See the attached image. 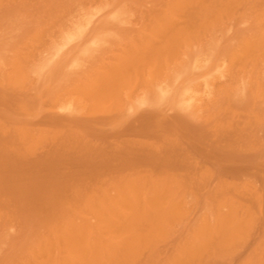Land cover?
I'll list each match as a JSON object with an SVG mask.
<instances>
[{
    "label": "rangeland",
    "instance_id": "374dc122",
    "mask_svg": "<svg viewBox=\"0 0 264 264\" xmlns=\"http://www.w3.org/2000/svg\"><path fill=\"white\" fill-rule=\"evenodd\" d=\"M1 1L3 4L2 5L0 4L1 5L0 6V59L2 60V61H0V63H1L0 64V74H1L0 75V80H1L0 82H2V84H0V88H1L0 89V96L2 95L1 96L2 98L0 97V118H1L0 130L4 129V131L3 132L0 131V142H1L0 148L2 147L0 149V155H1L0 156V168H1L0 169V264H36L38 259H39L38 260L39 264H41V263L46 264L44 262H47V261L51 262L52 261L51 259H53L54 253H55V255H59L60 257L59 256H56L57 258L54 257L55 263L52 261V263H50V264H56V263L59 264L60 262H61L60 264H65V262H67L66 260H68V262L70 264H71V262L73 264V261L76 264L77 263L79 264V261H80V264H88V263L98 264V262H95V259H98L96 261L100 260L99 264H105V263L108 264V263H110V261H112L114 264L116 262L115 260H118L117 262H118V264H120L122 262V261L120 262L121 258L123 260L126 259V257L124 258L121 256L123 254H124V256L133 255V257L129 256L132 260H134L133 259L134 257L136 258L135 259L136 263L135 262L132 263L133 261L132 260L129 261L130 258L127 256L126 261L128 260L129 262H127L125 264H130V263L139 264L140 262H141L140 264H148V263L149 264H167V263L168 264H198V263L199 264H208V263L209 264H243L244 261H245L244 264H247L248 260H250V258H252V259H251V261H249L250 263H248V264H258V263L262 264L264 262L263 261L264 260L263 259V257H264V244H261L262 242L264 243V223H263L264 222L263 221L264 220V203H262L263 205L261 204V202H264V199H263L264 197L262 194V193H264V41H263V39H264V32H263L264 26L262 27V25H264V24L261 22L264 21V19H262V18H264V15H263L264 9H262V8H264V7H262V6H264V3H263L264 0H251L254 2H251L250 0H249V2L244 0V1H246V3L248 2L247 4H244L245 2L243 0H241L243 3H240L241 2L240 0H227V2H229V3H227L226 0L225 1L214 0V2L215 1L218 2L216 4L213 3V0H211V1L210 0H205V1L198 0V2L196 0H192L194 3L193 6H192V3L190 2L191 0H184L185 3L182 0H179V1L174 0V1H178L179 5L177 4V2H174L173 0L172 1L166 0L164 2H163V0H51L50 2H48L49 0L48 1L47 0H12V2H11V0H5V1L0 0V3H1ZM21 1H23V2L21 3ZM180 1H182V2H180ZM209 1H210V3H209ZM219 1L220 2L222 1L221 4L219 3ZM238 1H240V2H238ZM6 2H7V4H6ZM169 2L172 4L175 3V4H173L174 6L172 5V7H171L170 4H169L170 6L168 4L165 5V3H169ZM188 2H190L191 5L188 4ZM224 2H226L228 5L232 4V3L233 4L229 5V7H228V5H226V3H225V5H223ZM161 3H163V4H161ZM182 3H183V6H182ZM195 3H196V5H195ZM201 3L202 4L204 3L207 6L209 5L208 8H210L211 10L209 11V9H208L209 12H207V8H205L204 4L201 5ZM206 3H209V4H206ZM239 3L242 5L241 6L237 5ZM186 4H187V6H185V7L187 9L184 7V5H186ZM210 4H211V7H210ZM248 4L252 6V10H251V7L248 6ZM218 5H219V7H218ZM221 5L224 7L227 6V8L225 9ZM49 6H50L51 10H49V8H48ZM99 6L100 7L103 6L105 8L101 7V8H103L101 10V8H98ZM116 6H118L117 7L118 10L113 11L115 9L114 7H116ZM166 6L168 7V11H167ZM215 6H217V7H215ZM220 6H221V10H223V9L227 10V11L232 10L231 13L229 11H228L229 12L228 13L224 10L223 11L225 13H228V14H223L224 13L223 11L221 13L220 12L216 13V11L220 10L219 9ZM234 6H235V8H232ZM246 6L248 8H250V11ZM173 7L176 8V10L173 9V11L172 10L170 11V9ZM183 7H184V9H182ZM194 7H196L197 9L200 8V10L198 9L200 12H198V10ZM230 7H231V9H229ZM240 7H241V9H240ZM242 7H244V8H242ZM85 8H87L89 10L90 13L89 12L88 13L91 14L90 17H89V14L86 12L87 9L85 10ZM121 8L125 9V10H121ZM179 9H181V10H179ZM193 9H196L197 11L193 10ZM201 9H203V11ZM205 9H206V11H205ZM215 9H216V11H215ZM253 9H255V10H253ZM79 10H80V15H82V16L78 15ZM82 10H83V12H82ZM256 10H258L257 11L258 13L256 12ZM96 11H99V12H96ZM109 11H110V14L107 16ZM118 11L121 14H119ZM214 11L217 14L216 18L217 17L219 18V19L217 18V20H216L219 22V23H217V25H216V23H214V22H216L214 19L215 14H212V13H214ZM241 11H242V13H241ZM171 12H173L172 13L173 16L171 15ZM191 12H192V15L194 13L196 15V17H195V15H193L190 18ZM233 12H236V15L238 14L236 18H235V16H236L235 13H233ZM245 12H247L246 13L247 15L245 14ZM254 12H256L257 14ZM183 13L186 15H184ZM199 13L201 14V16L199 15ZM219 13H220V15H218ZM250 13H251V15H250ZM122 14H123V16H122ZM206 14H208V16H205V17H210L211 14H212V16L210 18L204 19V15H206ZM229 14H230V18L228 16ZM241 14L242 15L244 14L245 17L246 16L247 17L243 18L244 17V15H243V17L241 18L242 20L240 22V17L242 16ZM248 14H249L250 18L248 17ZM254 14H256V17ZM86 15H87V17H86ZM127 15H129V18ZM160 15L161 16L165 15V16L161 17ZM257 15L260 17L258 18ZM91 16H93V17H91ZM114 16H116V19ZM155 16H157V17H155ZM183 16H184V18H183ZM81 17H86V18L89 17L88 18L89 20L86 18H81ZM119 17H121V18H119ZM163 17H166L167 18L166 20H168L169 18H172L173 20L169 19L168 21L164 22ZM193 17H194V19H193ZM102 18H103V20H102ZM122 18L124 21L122 20ZM158 18H159V20H158ZM160 19H161V21H160ZM174 19H175L176 23L173 22ZM200 19H201V21H200L201 23H198L199 22L198 20H200ZM208 19H209V21H208ZM213 19H214V21H213ZM261 19L263 21H261ZM150 20H151V22L154 21L157 24L162 23L163 26L159 25V24H158L159 25L158 26L155 23L154 24L152 23L153 24L152 25ZM202 20H204V21H202ZM86 21H88V22H86ZM118 21H120V22H118ZM122 21H123V23H122ZM184 21H185V23H184ZM190 21H191V24H190ZM148 22H150V23H148ZM163 22H164V24H163ZM170 22H172L171 25H170ZM178 22H181V24H183V25L185 24L184 26H186V28L182 27L183 30H182V28H181L182 31L179 30L181 27L180 26L181 24ZM205 22H207V23H205ZM78 23L80 24V26ZM119 23H121V24H119ZM165 23H167V24H165ZM168 23H169V25H168ZM209 23H210V25H209L210 27L206 25ZM74 24H75L76 28L72 29L73 27H75ZM111 24H113V25H111ZM172 24H173V27H171ZM195 24H197V25H195ZM260 24H261V27L263 29L260 28ZM148 25L151 28H153V30H152L153 32L150 31L151 28L148 27ZM165 25L167 28H164ZM177 25H179L178 26L179 28L176 27ZM199 25L202 28V29L200 28V30L198 28ZM144 26H146V27L144 28ZM192 26L195 28H192ZM174 27L176 28L175 30H173ZM189 27H191V29ZM207 27H208V29H207ZM62 28H63V30L61 31ZM64 28H66V29H64ZM142 28H143V30H141ZM147 28H148V30H147ZM188 28H189V30H188ZM85 29H86V31H85ZM137 29H139V31ZM192 29H194V30L192 31ZM203 29H205L204 32H203ZM78 30H80V31H78ZM154 30H157L158 32L157 31L154 32ZM168 30H170V31H168ZM68 31H71V32L67 33ZM84 31H85V33H84ZM167 31L169 32V34ZM175 31L176 32L179 31L178 34L181 32L182 36L180 37V34L178 35ZM188 31L191 32L190 33L191 35L188 34V38L194 37L192 39L190 38L192 41L195 40V36H196L197 41L195 40L193 42L194 44L193 43L189 44L192 41L187 40L188 39L186 37L187 35H184L186 33H183V32H188ZM148 32H152V34L151 33L148 34ZM170 32L171 33L175 32L176 35H174L175 33L173 35L176 38L173 36L174 39L173 38L171 39L172 35L170 34ZM251 32H252V34H251ZM82 33H84V35ZM156 33H160V34H156ZM162 33H165V34H162ZM204 33L206 35H204ZM245 33H246V35H245ZM59 34H61V36ZM69 34H71V35H69ZM81 34H82V36H81ZM138 34H141L140 37L141 36L142 37L139 38ZM153 34L154 35L156 34L157 36L156 35L155 36L157 38ZM254 34H255V36H254ZM72 35H75V36L72 37ZM125 35H127V37H124ZM128 35L131 36V39H134V40H131L130 38H129L130 40H128V37H129ZM183 35L187 39L185 37H184L185 38L184 39ZM242 35L243 36L245 35V36L243 37ZM258 35H261L262 39H261V41L259 40L257 42L256 40L260 39L259 38L260 36H258ZM70 36H71V39L69 40ZM100 36H102L103 38L102 37L100 38ZM117 36H118V38H117ZM145 36H146V38H145ZM152 36H153V38H151ZM246 36H248V37H246ZM249 36H252V38L250 39ZM59 37L62 40H60ZM122 37L124 38V40L125 39L128 40V41L126 40L127 43L123 42L124 40ZM168 37H169V41H170V39H171V41L172 40L173 41L169 42L168 39H166ZM178 37L181 39H178ZM161 38H162V40H161ZM239 38H241V39L244 38V40L243 39L241 40ZM97 39H100V40L97 41ZM102 39L104 40V42L102 41ZM150 39H151V42H150ZM159 39L161 41H159ZM163 39H165L164 40V43H165L164 46L166 48H168L167 50H169L167 53L172 54V56L169 54L171 57L168 56V54L166 53L167 50L165 48H163L164 47L162 44ZM95 40H96V42H95ZM176 40H177V43H175ZM186 40L188 43H185ZM248 40H250V43L248 42ZM62 41H64V42H62ZM131 41H134V42L136 41V42L131 43ZM178 41L182 42L180 44H183V43L184 44L181 46V45H179ZM93 42H95V43H93ZM242 42H243V44H242ZM253 42H254V44H259V43H261V44L256 45L257 48L254 45L253 47L256 49H253L252 53L251 52L249 53L248 51L247 52L244 51V49H246L249 45L252 46ZM61 43L63 44L62 47H61V45H62ZM137 43L140 45L138 46ZM147 43H148V45H147ZM198 43H201L202 45L199 44V46H197ZM244 43H246V44H244ZM58 44H59V46H58ZM134 44H136L138 46V47L136 46V48H135L138 56L136 53H135L136 56L133 54L135 52L133 49L135 47ZM141 44H143L142 47L145 50H142ZM159 44H160V46H159ZM171 44L173 47L175 46L174 47L175 50L179 46H181V47H179L180 53H179V48L176 50V52L173 51V52H175V54L178 53L179 56L177 54H176L177 56H173L174 53H172L173 48L171 47ZM90 45H92L93 47ZM124 45H126L125 48L122 47ZM189 45H191L190 48H189ZM243 45H244V48H243ZM245 45H247L246 48H245ZM54 46L56 49L55 48L53 49ZM218 46H220V47H218ZM60 47H61V49H60ZM85 47H87L88 50ZM154 47H155V49L159 48L161 50V48H162L165 50H162L163 53L161 52L162 53L161 54V53H159L160 51L159 52L157 51L158 49L155 50V52H154L153 51ZM204 47H205V49H204ZM92 48H93V50H92ZM150 48H152V49H150ZM170 48H172V49H170ZM187 48H188V50H186ZM251 48L252 47H248L247 49L252 50ZM137 49H139L140 53ZM196 49H198V50H196ZM60 50H62L61 53H60ZM218 50L223 51V53L218 52ZM152 51H153V54H151ZM212 51H213L214 59H213V57H211ZM215 52H217V53L215 54ZM120 53H122V54L124 53V55H122ZM198 53H200V54H198ZM247 53L250 55H248ZM52 54H54V55H52ZM144 54H145V56H144ZM15 55H17L19 58H21V57L22 58L19 59ZM56 55H58V56H56ZM113 55H116V56H113ZM152 55H154V56H152ZM157 55H158V59H157ZM159 55L161 57H159ZM192 55L194 58L192 57ZM200 55H201L202 59L200 58ZM216 55H217V57H216ZM11 56H13V57H11ZM74 56H75V58H74ZM76 56H78V57H76ZM146 56H147V58H146ZM163 56H164V60H162ZM167 56L169 59H167ZM246 56H247V58H246ZM23 57H26V58L23 59ZM191 57H192V59H191ZM243 57L246 59H244ZM7 58H8V60H7ZM10 58H12L14 61L11 62L12 59H10ZM77 58L78 59L80 58V59L78 60ZM114 58L118 62H116V60ZM170 58L172 59V63H171ZM215 58H216V60H215ZM25 59H26V62L28 61L27 65H26ZM74 59H76V60H74ZM160 59L162 60V62ZM187 59L191 63H189ZM20 60H21V62H20ZM47 60H48V62H44ZM150 60H152V61H150ZM155 60L157 62H158V60H160V62L164 64V68H163V65L159 62L157 65V62ZM185 60H187V61L185 62ZM109 61H113V62L110 63ZM145 61H147L148 64ZM154 61H155L156 65L153 63ZM14 62H15V64H12ZM65 62H67V63H65ZM72 62H73V65L71 64ZM166 62L167 63L169 62V63L167 64ZM9 63H11L13 65V66L11 65V69H10ZM45 63H47V64H45ZM16 64H18L17 68L21 66V68L24 67V69H27V71L26 70L24 71V69H20L19 71H21V72H19L18 70H16L17 69L15 67ZM23 64H25V65H23ZM129 64L132 66L134 64L135 67L134 66L132 67ZM137 64L140 66H138ZM150 64H152V65H150ZM160 64L162 65L161 66L162 68H160V66H159ZM194 64H195V66H194ZM222 64L224 65V67ZM36 65H37V68L39 67L41 69L40 70L38 68L40 71L34 67ZM105 65L106 66L108 65L107 68H109L112 72L109 69H106ZM146 65H149V66H146ZM154 65L157 67L155 69L156 71L153 70V67L155 68ZM26 66L28 68H25ZM48 66L50 68L52 66V68L50 69ZM226 66L227 67L229 66L228 69H226ZM14 67H15V69H14ZM166 67H168V68H166ZM103 68H105V70H103ZM134 68H136L137 70ZM9 69H10V73L12 72V74H14L16 72L15 76L10 74L9 72H7V73L5 72V71H9ZM34 69H35V71H37V70L38 71L35 72ZM59 69H60V71H59ZM96 69L98 72H96ZM119 69H120V71H119ZM167 69H169L168 73H167ZM224 69H226V71ZM230 69H231V71H230ZM2 70H5V71L3 72ZM107 70H109V71H107ZM117 70H118V72H117ZM131 70L134 71V73H136L135 71H137L138 74L136 73L137 75L136 74L134 75V73H132ZM151 70H152V72H151ZM13 71H14V73H13ZM92 71H94V72H92ZM99 71H100V73H102V75H100ZM106 71L108 72V74L106 73ZM160 71H162V72H160ZM17 72H18V74H17ZM122 72H123V74H122ZM8 73L10 75V77H8L9 79L6 77ZM92 73L93 74L95 73L94 74L95 78H94ZM116 73H117V76L115 75ZM130 73H131V77H130ZM157 73L158 74L162 73V74L158 75ZM171 73H173V74H171ZM26 74H28V76ZM61 74H62V76L60 77L59 75H61ZM96 74H98L99 76L96 77L97 76ZM152 74H154L155 77ZM178 74H179V78L177 77ZM251 74H252V78H253V76H255L253 79L250 77ZM20 75H22V76L26 75V76L22 78V76H20ZM88 75L93 76V78L89 77L91 79V80H89V78H87ZM113 75H115V76H113ZM119 75H120V77H119ZM13 76L15 77V80H16V76L21 78L20 81L18 78H17L18 81H15L13 78H11ZM134 76H136V77H134ZM83 77H84V79H86L85 81L81 80V79H83ZM99 77H101V78H99ZM124 77L127 80L130 78V80L126 81V79ZM134 78H135V80H134ZM248 78L252 79L253 81H251ZM255 78H257V79H255ZM7 79L9 80V83H8ZM10 79H12L11 80L12 82L10 81ZM146 79H148V80H146ZM13 80H14V83H13ZM114 80H116V81H114ZM117 80H120V83ZM151 80H153V82ZM177 80H178V82H176ZM247 80H250L252 82V84H250V86L248 85L249 87L246 85V82L249 84L250 81L248 82ZM77 81L79 82L78 85H76ZM81 81H82V83H80ZM89 81H92L91 84H89L90 83ZM124 81H125V86H128L126 88H124L125 87L123 85L124 83L122 84V82H124ZM208 81L210 83L209 86L207 85ZM15 82H17V84ZM127 82H129V83H127ZM254 82L257 83L256 87L254 86L255 85ZM12 83H13V86H12ZM21 83H23V84H21ZM93 83H94V85H93ZM5 84H7V85H5ZM117 84H118V87H117ZM145 84L146 85L149 84V85L146 86ZM194 84H196V85H194ZM242 84H243V86H242ZM16 85H18V86H16ZM80 85H81V87H80ZM119 85L122 86V88ZM167 85L169 88L167 87ZM193 85H194V88H193ZM244 85L247 87H245ZM259 85L261 88L259 87ZM1 86L4 89H2ZM14 86H16V87H14ZM76 86L80 87V88L83 87L82 88L83 91L80 88H77ZM101 86H102V88H101ZM75 87L77 88V90L75 89ZM250 87H252V89L253 88L255 89V90L253 89V91H256V93H255L256 95L253 92H251L252 90ZM85 88H87V89H85ZM116 88H117V90H116ZM245 88H247V89H245ZM118 89H119V91L121 90L120 94H121L122 98L120 96H117V94H119ZM182 89L184 90V93H183ZM190 89L196 90L197 92L195 93V91H193V90L190 91ZM198 89H199V93H198ZM177 90H178V92H177ZM81 91H82V93H81ZM257 91L258 92L260 91L259 92L260 97L257 96ZM2 92H4V93H2ZM68 92L71 96H72V94L73 95L75 94L74 96H76V99H74V96H72V97H69V100L68 99L65 100V98L70 96V95H68ZM96 92H98V93L96 94ZM180 93H182V95ZM79 94L85 99L84 101L86 103H87V101H88V103L90 102V104L94 105L95 108H93V106L91 108L90 104L87 103L89 105L88 106V105H86V103L84 101H81L82 99L80 98ZM93 94L94 95L96 94L94 99H93V96H94ZM150 94H151V96H150ZM200 94H201V97H200ZM251 94H252V97H251ZM78 95H79V97H77ZM102 95L104 98L102 97ZM105 95L108 96L107 99H106ZM130 95L131 96L133 95V96L131 97ZM91 96H92V99L90 98ZM111 96H113V98L116 101L113 98L111 100L110 99ZM128 96H130V97H128ZM190 96H191V98H190ZM20 97L23 99H21ZM58 97L60 99H58ZM98 97L100 98V100L98 99ZM118 97L121 100H119ZM134 97L137 99H135ZM188 97H189V99H191L190 101H188L189 100ZM256 97H258V98H256ZM24 98L26 101H24ZM71 98H72V100H71ZM193 98H195V99H193ZM108 99H110V100H108ZM131 99L134 101H132ZM140 99H142V100H140ZM199 99H201L202 101L200 100L201 101L200 102ZM76 100H77L76 103L78 106L80 105L78 100H80V102H84L83 104L81 103V105L79 107L82 110L78 109V106L73 102ZM102 100H103V103L108 104V106L106 104H104L105 107L107 106L106 109L104 108L103 103H101ZM54 101L56 102V104H54L55 103ZM62 101H64V102L67 101V102L65 104L64 102L62 103ZM112 101H114V103ZM117 101H118V104H116L117 105L116 106L114 104ZM108 102H111V103H108ZM119 102L121 103V105L119 104ZM30 103H32V104H30ZM60 105H61V107H60ZM62 105H63V107H62ZM82 105H83V107H82ZM98 105L100 108L98 107ZM66 106H67V108L68 107L69 108L67 109ZM113 106H115L116 108H113ZM178 107H181V108H178ZM87 108L89 109L88 112H86V110H88ZM108 108H109V110H108ZM93 109H94V111H92ZM95 109H97V110H95ZM112 109H114V110H112ZM115 109H117V110H115ZM23 110H24V112L25 111L27 112V114H28L27 116H26V113L24 114ZM103 110H104V112H103ZM196 110L198 111L197 112L198 114L196 113ZM4 112L6 113V115H4L5 114ZM1 113H3V116ZM65 113H66V115H65ZM49 115H51L50 116V118L52 117L51 119L49 118ZM54 115L56 118L54 117ZM45 116L47 119L45 118ZM75 116H77V117H75ZM154 116L155 117L158 116V118H155ZM58 117H60L62 120H60V118H58ZM151 117H153L154 119ZM10 118H11V120H9ZM53 118H54L53 121H56V122L58 121V123H56V122L52 123ZM69 118H70V120H69ZM150 118L153 120H150ZM57 119H59V120H57ZM160 119H161V121H160ZM12 120H15V121H12ZM71 120H73V121L71 122ZM149 120H150V122H149ZM3 121H5V122H3ZM20 121H22V122H20ZM23 121H25V122H23ZM43 121H45V122H43ZM47 121L48 122L52 121V122L47 123ZM77 121H78V123H77ZM84 121L86 123H84ZM162 121H164V122H162ZM59 122H61L62 124ZM67 122L68 123L71 122L73 124H70V127H69V124H67ZM151 122H153V123H151ZM17 123L20 125H18ZM165 123L167 125L169 124L168 127ZM14 124H15V126H13ZM21 124H23V125L21 126ZM50 124L53 125V127L51 125L52 128L50 127ZM62 125H64L65 130H64ZM83 125H85V126H83ZM86 125H89L90 127L86 126ZM151 125H153V127H151ZM1 126H2V128H1ZM81 126H83V127H81ZM141 126H143V127H141ZM184 126L188 129H185ZM20 127H21V129H20ZM78 127L80 129H78ZM11 128H13V130ZM22 128H24V129L22 130ZM47 128H48V130H47ZM29 129H30V131H28ZM72 129L74 132H72ZM11 130H12V132H10ZM20 130H21V132H20ZM42 130L45 132L47 131L48 134L44 133ZM49 130H50V132H49ZM66 130L69 131V133ZM149 130H151L152 132H150ZM38 131H39V133H38L39 135L42 132L44 133V135L41 134L42 140L44 137V138H47L48 142L45 139H44L45 143H44V141L42 142L41 138H37L38 140L37 139L35 140V138L37 137L36 135H38L37 134ZM40 131H41V133H40ZM51 131L53 132V134H57V133L58 134L53 135L51 133ZM75 131L77 133H75ZM81 131H82V133H81ZM6 132H9L8 133L9 135ZM25 132H26V134H25ZM145 132H148L147 134L149 136ZM171 132H173V133L175 132L174 133L175 135ZM149 133H151L152 135ZM1 134H3V135H1ZM13 134H15L16 136ZM20 134H21V136H20ZM33 134H35V135H33ZM61 134L62 135L64 134V135L61 136ZM68 134H69V136H68ZM84 134H86V135H84ZM164 134H166V136ZM30 135H31V137H30ZM39 135H38V137H41V135L40 136ZM48 135H53L52 137H50L52 139L48 138L49 137ZM74 135H76V136H74ZM22 136H24V137H22ZM54 136H56V137H54ZM81 136H83V137L81 138ZM6 137H7V139H5ZM63 137H65V138H63ZM90 137L92 140L90 139ZM151 137H153V138H151ZM156 137H157V139H156ZM162 137H164V138H162ZM167 137L169 140H167ZM1 138H2V140H1ZM20 138H22V139H20ZM54 138H55V140H53ZM60 138L61 139L63 138V139L61 140ZM73 138H75V140H77V141H75ZM158 138L159 139L161 138L160 139L161 141ZM172 138H174V139H172ZM30 139L33 140V142ZM151 139H153L154 141ZM170 139L172 140V143H171ZM21 140H23V141H21ZM24 140H25V142H24ZM63 140H64V142H62ZM150 140L153 144H150L151 143ZM166 140H167V142L165 145V143H162V142L166 141ZM28 141L32 142V143H30V142L29 143H30V145L32 144L31 147H33V150L30 149L31 147H30V145H28L29 144ZM50 141L52 144L50 143ZM100 141H102V143ZM129 141H131V142H129ZM134 141L135 142L140 141L139 142L140 145L137 144L138 142L136 143L137 145H135ZM143 141L145 143H143ZM146 141H148L149 143H147ZM177 141L179 143H177ZM21 142H24L23 143L24 145ZM36 142H38L39 144ZM33 143L35 145L37 144L36 145L37 147ZM76 143H77V145H76ZM78 143L80 144V147H78L79 146ZM25 144L27 147L29 146V148L27 150L25 148L26 147ZM93 144H94V146H93ZM110 144H112V145H110ZM141 144L143 145L142 148H141ZM144 144L146 146H144ZM147 144H149L148 147H147ZM5 145H6V147L4 148ZM56 145H58L59 147H57ZM131 145L133 148L131 147ZM138 145H139V147H138ZM9 146H11V148ZM66 146H67V148H66ZM81 146H83V147H81ZM77 147L80 149V151H78L79 149ZM85 147H86V149H85ZM93 147H95L96 150ZM161 147H162L163 151H161ZM170 147H172V148H170ZM173 147H175L176 149L175 148L173 149ZM178 147L181 149L182 152H180V149ZM15 148H16V150H15ZM34 148L36 149L35 151H34ZM53 148H55L54 149L55 151H53ZM56 148L57 149L60 148V149H58L59 152L58 151L56 152V150H57ZM76 148H77V150H76ZM147 148H149V149H147ZM5 149H7V150H5ZM29 149L31 151L30 156H29V152H28ZM50 149L52 152L50 151ZM64 149H65V154L63 152ZM83 149H84V151H83ZM133 149H135V151ZM165 149H166V151L168 150L169 153L164 151ZM174 150L176 152L178 150L177 155H176V152ZM21 151L24 153H22ZM73 151H75V152H73ZM86 151H88V152H86ZM118 151H120V152H118ZM145 151L148 152V154ZM151 151H153V152H151ZM155 151L157 154L155 153ZM3 152H5V153H3ZM20 153H21V155H20ZM27 153H28V156H27ZM45 153L48 155H46ZM51 153L53 155H51ZM67 153H68V156H66ZM118 153H120V154H118ZM170 153H171V155L168 156V154H170ZM182 153L185 155H183ZM7 154H9V155H7ZM57 154H59V155H57ZM75 154H77V156ZM126 154H128V155H126ZM62 155H63V157H62ZM103 155H104V157H103ZM109 155H110V157H109ZM146 155L147 156L150 155V156L147 157ZM12 156H14V157H12ZM21 156H23V157H21ZM45 156H47L49 158H47ZM64 156H66V157H64ZM114 156L117 158H115ZM57 157L60 159H58ZM119 157H120V160H122V159L124 160V158H126L124 161H126L129 157L132 158V160L128 159V160H130L128 162H124V161L119 162L120 161ZM121 157H124V158H121ZM134 157H135V160H133ZM53 158L56 160L54 161ZM113 158L115 160H113ZM140 158H144V160L140 159ZM14 159H16V161ZM21 159H23V160H21ZM41 159H42V162H41ZM104 159H107V160L102 161ZM116 159H117V161H116ZM156 159H159V161ZM169 159H171V160H169ZM18 160L20 161V163ZM59 160H60V162H59ZM49 161H51L52 163ZM62 161L64 163L65 162L66 163L64 164ZM171 161H173V162L171 163ZM181 161H182V163H181ZM43 162H44V164L45 163L46 164L41 165V164H43ZM55 162H57V164ZM84 162L86 165L84 164ZM114 162L115 163L118 162L119 164L118 163L115 164ZM93 163H94V165H93ZM124 163H125V165H124ZM132 163H134V164H132ZM35 164L36 165L40 164V165H38V167H37ZM90 164H92V165H90ZM113 164H115V168H114ZM126 164H128V165H126ZM131 164H132L133 169H130ZM152 164L155 165L156 167L153 166ZM183 164H184V166H183ZM57 165H58V167H60V169H57L58 168ZM67 165H68V167H67ZM78 165L81 166L79 169L76 168V167H79ZM107 165H109V166H107ZM136 165H138V166H136ZM178 165H179V167H178ZM4 166L6 168H4ZM16 166H18V168ZM34 166H35V168H34ZM93 166L96 167V169L93 168ZM123 166L126 167V169L123 168ZM129 166H130V168H129ZM161 166L164 169L160 168ZM172 166H174V167H172ZM39 167L41 170H38V172H37L36 169ZM43 168L45 169L44 170L45 172L43 171ZM51 168H53V169H51ZM127 168H129L132 171H130ZM181 168H183V169H181ZM54 169H56V170H54ZM94 169H95V171H94ZM102 169H104V170H102ZM116 169H117V171H116ZM150 169H153V170L151 171ZM2 170H4V171H2ZM30 170L32 172L33 171H35V172L32 173ZM65 170H66V172H65ZM148 170H150V171L148 172ZM25 171H27L26 172L27 174H29V173L30 174L27 175L25 173ZM41 171L43 172V174L45 173L44 176L41 173ZM5 172H7V173H5ZM39 172L41 175L39 174ZM51 172L53 174L55 172V174H56L55 177ZM58 172H59V175H58ZM128 172H130V173L132 172V173L130 174ZM137 172H138L139 176L136 174ZM151 172H153V173H151ZM3 173H5V174H3ZM36 173H38L39 175ZM46 173H47V175L49 174L48 176L50 179L47 178ZM156 173L159 175H157ZM164 173L165 174L169 173V175H165L166 178L168 176L167 180H169V178H171L173 176L172 179H174V180L170 179L171 181L169 180V185L170 186L172 185L171 188L177 189V191L175 190V193H174V191L171 192V189L167 187L169 185L167 184V182L165 180L166 178H163ZM189 173L191 174V176L189 175ZM21 174H22V176H20ZM35 174H36V176H35ZM142 174L145 176H143ZM160 174H161V176H160ZM13 175L15 177H12L13 179L11 180V176H13ZM25 175H26V177H25V179H23ZM147 175H148V177H147ZM170 175H172V176H170ZM179 175H181V176H179ZM19 176H20V178L22 177V179H20ZM34 176L36 178H38L39 180L36 179ZM128 176H129V180L127 178ZM196 176H197V178H196ZM201 176L204 178H200ZM16 177H18V178H16ZM40 177H42V178H40ZM61 177H62V180H61ZM64 177L66 178V180ZM121 177L124 179H120ZM132 177H134L135 180H132ZM192 177L195 179L193 180ZM27 178H29V179H27ZM33 178H34V180H32ZM57 178L60 182L57 180ZM141 178H143V181ZM7 179H10V181L8 180L10 182V184L7 181ZM16 179H17V181H16ZM155 179H157V180H155ZM175 179L178 181V184L180 183L179 189L177 187L178 184H177V181ZM124 180H127L128 182L124 181ZM6 181L8 183H6ZM53 181H55L56 183ZM118 181H122V182H118ZM134 181L139 182L138 185L142 184L143 187L145 186L143 191L141 188L142 185L138 187L137 183L136 182L134 183ZM153 181L154 182L156 181L155 183L158 185L153 183ZM197 181H199V182H197ZM140 182H143L145 185L143 183L140 184ZM147 182H149V183H147ZM172 182H174V183H172ZM28 183L29 184L31 183V184L29 185ZM122 183L124 185V188H123V186H120V185H122ZM128 183L129 184L131 183L130 186H128ZM163 183H165L164 184L165 186L163 185ZM7 184L10 186L12 185V186L10 187ZM18 184H19V187H18ZM20 184H22V185H20ZM118 184L120 187L118 186ZM134 184H136V187H134ZM166 184H167V186H166ZM247 184L249 185L248 186L249 188L247 187ZM62 185H63V187L61 188L60 186H62ZM115 185H116L117 189H116ZM154 186L155 187L159 186V187H157L158 188L157 191H156V188ZM161 186H162V190L161 189L159 190V188H161ZM185 186L187 188H185ZM12 187H14V188L12 189ZM24 187H26V189H28V190H26ZM121 187H122V189H121ZM127 187H129V188L131 187L130 190L128 189V192H127ZM217 187H219V188L217 189ZM234 187H236L237 191ZM237 187H239V188H237ZM39 188H40V190H39ZM104 188H106V189L104 190ZM107 188L110 189L111 191L108 190ZM133 188H135V189H133ZM137 188H139V190ZM154 188H155V190H154ZM188 188H189V190H191V189L192 190L189 191V190H187ZM18 189H21V190H18ZM118 189H121L122 191H119ZM123 189H124V192H123ZM131 189L136 190V191H141V192H138L137 193L138 196H137V195H135L136 191H133V190L131 191ZM230 189H232V191L233 190L236 191L235 192L236 195H234L233 194L234 191L232 192ZM239 189H241L242 191ZM243 189H245V190H243ZM10 190H12V191L9 192ZM107 190L109 191L110 195L108 194ZM164 190H166L165 195L167 194V196H168V198L166 196L167 201H166L165 196H164V192H163ZM180 190L183 192H181ZM186 190L188 192H186ZM247 190H250V191L248 192ZM15 191H19V192L16 193ZM34 191L37 193H35ZM101 191L104 192V195H103V193H101ZM105 191H107V192H105ZM129 191H131V192H129ZM256 191L259 193L257 194ZM32 192H34V193H32ZM125 192L129 193L128 195H130V196L126 195ZM153 192H154V194H153ZM168 192H169V194H168ZM210 192H212V194ZM225 192H226V195H225ZM231 192H232V194H230ZM260 192H262V193H260ZM5 193H7V194L5 195ZM13 193H14V195H13ZM87 193L90 195L87 196L88 199H87V197L85 198V200H86L85 201L83 197H85L84 195H86ZM111 193H112V195H111ZM117 193H118V196H117ZM130 193L135 195V197L137 196L138 199L132 198L133 195L131 196ZM146 193H147V195H146ZM161 193L163 194V197H162ZM171 193H173V194H171ZM182 193H184L185 196L187 195L186 198H185V196H183V198L181 197ZM215 193H217V195H219V194L220 195L217 196ZM223 193H224L225 197L228 194H230V195H228L229 198H228V196L226 198H224ZM237 193H239V195H237ZM253 193H255V196H256L255 201H254V197H252V196H254ZM113 194H115V195H113ZM124 194H125V196H124ZM139 194H140V197H139ZM159 194L161 195V197L160 198L158 196L156 197V195H159ZM184 194H182V195H184ZM261 194H262V196H261ZM17 195H19V196H17ZM98 195H100L99 198L102 197V200L98 198ZM247 195H248V198H251V199H247ZM258 195L261 198H259ZM91 196L93 197V199ZM104 196L107 198L106 199L107 204H106V200L103 203V200L105 199ZM146 196H148V197L146 198ZM222 196H223V198H222ZM231 196H233V197L236 196V197L234 199H233V197H232V199H230ZM20 197H22V198H20ZM33 197L36 198L37 200L34 199ZM110 197H111V199H110ZM149 197H152V198H149ZM219 197H221L222 201L218 200ZM238 197H239V199H238ZM26 198H28V199H26ZM139 198L141 199V201H139V202H141L142 205H140L141 203H138V200H140ZM161 198H164V199L160 200ZM127 199H129V201ZM130 199L133 201V202L131 201L132 205H131ZM152 199L153 200L155 199L154 202L152 201ZM177 199L182 200V201L178 200V203H177V201H176ZM185 199H187V201H184ZM235 199L240 203H237ZM25 200H26V204H25ZM87 200H89L90 203ZM111 200H113V203H111ZM146 200L148 201V203ZM156 200H158V203H160L162 201V203L164 204V208H161V207H163L162 203H160L161 206L159 207L160 204L158 205L156 203ZM163 200H165V202H163ZM170 200H172L170 202L172 204L169 203ZM226 200L231 201V202L230 201L229 202H230V205L232 206V208L230 207L229 202L227 203L228 205H226V206L223 204V203L226 204ZM241 200H244L243 201V203H244V205H243L244 209L243 210L241 209V205L239 207L237 206V204L238 205L243 204V203H241ZM248 200H250L249 201L250 203L252 202L251 205H250V203H247ZM256 200H260L261 202L257 201L258 202V204H257ZM82 201H84V202H82ZM116 201H118V202L115 203ZM150 201H152V203ZM216 201L218 204L216 203ZM78 202H80V203H78ZM86 202L89 203V204L88 203L86 204L87 207L85 205ZM91 202H93V203H91ZM95 202H96V204H94ZM108 202H110V204H111L110 206H112L111 208L114 207L115 210L114 209L113 210L110 209L111 211L109 210V208H108L109 206H106V205H108ZM220 202L221 203L223 202L222 203L223 206L220 204ZM118 203H119V205H122V206H120L121 208H119ZM231 203L235 206L234 208H236V209H233V205ZM245 203H247V205ZM91 204L93 206L95 205V207L98 208L99 210L95 209ZM99 204L102 206H104L103 204H105V207H107L108 209L104 208V207H100ZM136 204H137V206H136ZM153 204H154V206H153ZM168 204L173 205L174 207H175V205L177 206L178 204L181 206L182 205H184V206L180 207L178 205L177 207L182 208L181 212H178V210L180 208L176 207L177 208V210H176V208H174L173 206H170ZM219 204L221 205V207L219 209L220 211L218 210L219 211L218 212L217 207ZM77 205H80L81 207L80 206L78 207ZM156 205H158V206H156ZM91 206L93 207V209L100 211L101 215L102 214L103 215L101 216L99 212H98L99 214H97V212H95V210H93V209H91V211L93 210L92 211L93 213L90 211V213H92V215L89 214L88 211H89V208ZM125 206H127V207H125ZM132 206H134L133 209H132ZM145 206H146V208H145ZM166 206H168V207L166 208ZM227 206H228L229 210L226 209ZM244 206H247V207L245 208ZM130 207L132 209L131 212L134 210L133 212H135V213H136V210L134 208L137 207L136 209L138 210L137 214L139 217L135 216L136 215L135 213L129 212L130 214H133V216H134V217L132 216L133 218L131 217V215L128 214V211L130 210V209L128 210V208H130ZM138 207H140L141 210L142 209L144 210L143 213H142V211L139 210ZM155 207L157 208V210L158 209H160V210H158V211L155 210L156 209ZM169 207H171V209H173L174 211H172ZM261 207H262L263 211L260 210ZM79 208H82V211H84V212H82ZM87 208H88V210H87ZM102 208L105 210H103ZM183 208L185 209V211ZM213 208H214V210H213ZM230 208L233 209L234 211L236 210L235 211L236 213L234 214L233 210H231ZM250 208H252L253 211H252V209L250 210ZM75 209H76V212L74 211ZM153 209L156 213L158 212L157 214L156 213L155 214L157 216H159L160 219L154 215ZM78 210H80V211H78ZM101 210H103V211H101ZM106 210L107 211L109 210L110 212L106 213L107 212ZM119 210L122 211L121 214H120ZM224 210L230 211L231 214H228L230 212H228V211L225 212ZM239 210H242V211L239 212ZM59 211H60V213H59ZM73 211H74V213H76L75 215L73 214ZM85 211H86V213L89 214V216L87 215V218L85 215H83V214H86ZM113 211H115L116 214ZM163 211L166 213H164ZM170 211H172V212L170 213ZM176 211L180 215H179V218L175 219V217L178 216ZM214 211H216L218 213V215H217V213H214ZM245 211H247L248 213L250 211L249 216H248L247 212H245ZM126 212H127L126 215L128 217L125 215ZM150 212L152 214L151 218L153 220L150 217H149L150 220H149V218H148V220H146L145 218L149 215ZM159 212H161V214ZM251 212H253V213H251ZM183 213L186 215H183ZM225 213L227 214V216L228 215L230 217L232 216L231 217L232 220H229V222H228V220L226 219L227 216L224 217ZM244 213H246L245 216L243 215ZM257 213H259L258 215H260L259 218L257 217L258 216ZM63 214H65V216ZM72 214L74 215V218L76 217V215H77V217L74 219ZM79 214L83 215V216L80 217ZM109 214H113V215H111L112 218H110L111 216ZM210 214H211V216H210ZM241 214L243 215V216H241V218L242 217L244 218L243 220L241 219L242 222L239 221V219H240L239 215H241ZM250 214L253 217L250 216ZM61 215L64 216L65 218L64 217L62 218ZM66 215L70 216L71 219L73 218L72 220H75V221H71V219L68 216L66 217ZM118 215H120V216H118ZM153 215L155 217H157V219L154 218ZM206 215L208 218H203L204 216L206 217ZM212 215L217 216V217L223 216L224 219L221 217L222 220H219L220 217L215 218ZM124 216H126V217H124ZM161 216H162V219H161ZM180 216H182V217H180ZM233 216L235 217V219H233L234 218ZM90 217H91V219H90ZM94 217H95V220H94ZM116 217L118 219H116ZM254 217H256V219ZM98 218H99V220L102 221V223L104 225L101 223V221H97ZM106 218H107V220H105ZM131 218H132V220H131ZM139 218H140V221H139ZM199 218H201V220L202 219L203 220L201 221ZM63 219H64V221H63ZM88 219L90 220V222L88 221ZM119 219H120V221H119ZM141 219L145 222L143 223V221ZM173 219H174V221H173ZM249 219L251 220L250 221L251 223L249 222ZM78 220H80V222L81 221L84 222V223H81L83 225H80ZM83 220H85V221H83ZM121 220H122V222H121ZM125 220H127V221H125ZM133 220H136V221L138 220V221L133 222ZM167 220H168V224H167ZM170 220H171V222H169ZM176 220H178V221H176ZM205 220H207V221H205ZM226 220H227V223H225ZM69 221H71V224ZM92 221L101 223L102 225L98 224V223H93ZM141 221H142V223H141ZM172 221L174 223H172ZM218 221H219V223H218ZM220 221L221 222L224 221V222H222V224H221ZM236 221H239V222H237V224H239V227L241 225V227H242L241 229H238L239 228L238 225L235 224ZM66 222H69V224L67 225ZM126 222H128V223H126ZM77 223H79V224H77ZM89 223L91 225L93 224L92 228H90ZM160 223L162 226L160 225ZM171 223L173 225L174 224H176V225L173 226ZM207 223H209V225H206ZM215 223L217 224V226L220 224L219 227H217ZM231 223H232V225H231ZM85 224L87 225L88 229H86L87 227ZM128 224H130L131 227H129ZM152 224L154 227H156V226L157 227L156 228L152 227ZM200 224H201V226H200ZM224 224H228V226L223 228L222 225H224ZM50 225H51V227H50ZM61 225H63V226L67 225L71 229L67 226H65V229H64V227ZM111 225H112V227H111ZM126 225L128 226V230H127ZM197 225H198V228H197ZM77 226H78V229H77ZM94 226H96V227H94ZM168 226H170V227H168ZM171 226L173 227V230L170 229V228H172ZM190 226H191V229H189ZM192 226L193 227L195 226V227L192 228ZM211 226L212 227L216 226L217 228L214 229ZM234 226L237 227L238 231L240 230L239 231L240 233L237 231L236 228H234ZM120 227H122V229ZM163 227L164 228L168 227V228H167V230H166V228H165V230H163L164 229ZM251 227H253V228H251ZM48 228H50V229H48ZM55 228H57L56 232H55V230H56ZM59 228H60V230L61 229L62 230L59 231ZM79 228L81 229V231L83 230L82 231V232H84L83 234ZM195 228H197V229H195ZM225 228H227V230H230L231 232L226 231ZM243 228H245L246 230L251 228L253 230L250 229V231H248L249 232L248 233ZM84 229L87 232H89V234L86 233V231H84ZM89 229H92L91 230L92 233H90L91 231H89ZM97 229H98V231H97ZM153 229H155V230H153ZM202 229L205 230L206 233ZM50 230H51V233H50ZM74 230H75V232H74ZM185 230H186V232H184ZM195 230L197 232L194 233ZM52 231H54V233H52ZM111 231L113 232V233H111L112 235L107 234V232L110 233ZM154 231H156V232H154ZM189 231H191V233H189ZM219 231H220V233H219ZM224 231H226L227 234L224 233ZM234 231L235 232L237 231L238 233L236 232V234H235ZM57 232H58V234L56 235ZM149 232H150L151 236H152V232H153V237H151V236L147 237L146 236V233H147V235H150ZM183 232L185 234H183ZM198 232L199 233L201 232L202 234L208 233L207 234L208 236L206 237L205 234L202 235V234H199ZM241 232H242V234H241ZM260 232H261V234H260ZM60 233H64L66 236H63V234H61L62 235L61 236ZM93 233L94 234L96 233L95 235H93L95 239H92ZM103 233L106 235L102 236ZM165 233H166V235H165ZM90 234H91V237H89L90 239H88V240H90V243H89V241L87 240L86 237H88V235L90 236ZM98 234H101V236L104 239L102 237L98 238V236H100ZM139 234L141 235V237H139L140 236ZM195 234H197V235L194 237ZM215 234H217V235L215 236ZM220 234H222V235L226 234V235L222 236ZM229 234H230V236H229ZM237 234H238V237H241L239 239L242 241H240L238 239V237H235ZM239 234H241L242 236ZM55 235H56L57 239H58V237H60V239H58V240L55 239V237H54ZM77 235H78V237L75 238ZM120 235L122 236V238ZM159 235H162V237L164 236L165 239L160 237ZM189 235H191V236H189ZM49 236H51V237H49ZM155 236L156 237L159 236V237H157L158 239H156ZM187 236H188V238H187ZM212 236H213V238H212ZM217 236L218 237L220 236V237L218 238ZM244 236H245V238H244ZM47 237L49 238V240H51L52 246H50L51 244L49 246L47 245L49 243V240ZM191 237L193 238V240L191 239ZM199 237L202 239V243H201L200 239L199 240L197 239ZM209 237H210V239H209ZM216 237L218 238L217 241L215 240ZM224 237H226V238H224ZM230 237H231V239L227 240V238H230ZM50 238H53V241L56 240V242H53L52 239H50ZM62 238H65V239H62ZM194 238H196V239H194ZM43 239L46 240L47 242L44 241ZM128 240H130V241H128ZM184 240H186L187 242ZM194 240L198 241L199 243L195 242ZM57 241L60 244H58ZM112 241H114L113 243L115 244V246H113L114 244L112 243ZM139 241H141V242H139ZM145 241L146 242L152 241V242L151 243L148 242L149 243L148 244ZM154 241L156 242L155 244H154ZM231 241H234V242H231ZM68 242L70 245L68 244ZM84 242H85V244H83ZM86 242L89 244V246H90L89 248H88ZM129 242H131V243H129ZM132 242L136 243V245H134L133 247L139 246L140 248L137 247L138 248L137 251H139V253L143 254L142 256H140L139 259H137V257H138L137 254H139V253L137 251L133 252V250L129 248L130 244L132 245ZM157 242H158V244H157ZM184 242L187 244H185ZM229 242H231V243H229ZM41 243H43V244H41ZM55 244H56V246L57 245H59V246L56 247ZM181 244L184 246H181ZM224 244H226V245H224ZM231 244H233V245L231 246ZM62 245L63 246L65 245L64 246L65 248H63ZM71 245L73 246V248ZM94 245L96 246V248ZM117 245L120 248L119 250L121 251L120 252L121 254L118 253L119 250H118ZM142 245H143V247H142ZM153 245H156V246H153ZM261 245H262L263 249H261ZM40 246H42V250H41ZM44 246L46 249L45 248L43 249ZM53 246H55V247H53ZM76 246H78V247H76ZM79 246L84 248V249H81ZM103 246H104V248H103ZM177 246L179 248L181 247L180 248L181 251L178 249ZM200 246H201V248H200ZM222 246L225 247L224 248L225 250L222 249L223 248ZM229 246H231L232 248ZM233 246H234V248H233ZM49 247H51L52 250H53V248H56V251H54V250L52 251L51 249H48ZM75 247H76V249H74ZM125 247L132 250V252H130V250H129L130 254H127L126 253L127 249ZM71 248L73 249V254H71L72 253ZM90 248L92 249V251L94 253L90 252V250H91ZM101 248H103V250ZM47 249H48V251H47ZM135 249H136V247H135ZM207 249L209 251H207ZM221 249L223 251H220ZM230 249L232 250V252L235 249L236 250L232 253ZM49 250L52 252L50 253ZM63 250L65 252H67L68 254L63 253V256L64 257L66 256V258L63 257V259H62L61 255H62ZM217 250L219 251L220 254L222 253L225 257L223 255L220 256V254L218 253ZM226 250L230 251L232 254ZM77 251H79L80 253ZM83 251L85 252L86 255H84ZM100 251H101V253L104 251L105 256H102L103 253L101 254ZM115 251L118 254H115L114 253ZM170 251H173V252L171 253ZM191 251H192V253H191ZM193 251H194V253H193ZM214 251H215V253H214ZM261 251H262V253H261ZM169 252L171 253L170 256H169V254H170ZM216 252L219 255H217ZM43 253H44V255H43ZM81 253L83 254L82 256H81ZM174 253L176 255L173 256L172 254H174ZM197 253H198V255H197ZM210 253H212V255L213 254L214 255L212 256ZM88 254H89V256H91V258L89 257V259L87 256ZM114 254L118 255L119 257L115 256ZM49 255H52V256L50 257ZM71 255H73V256H71ZM75 255H77L78 257H76ZM242 255H244V256H242ZM246 255H248V256H246ZM158 256H160V257H158ZM204 256L205 257L209 256V257L205 258ZM74 257H76V258H74ZM79 257H81L82 259L80 260ZM116 257H117V259H116ZM220 257H222V258H220ZM44 258H45V261H44ZM107 258H109V259H107ZM34 259L36 262L34 261ZM61 259L65 260V262H63ZM73 259H75V260H73ZM92 259H94V260H92ZM110 259H112V260H110ZM113 259H115V260H113ZM161 259L165 260V261H162ZM182 259H183V263H182ZM77 260H79V261H77ZM83 260H85V262ZM160 260H161V262H160ZM186 260H188V261L186 262ZM142 261H143V263H142ZM49 262L47 264H49ZM86 262H88V263H86ZM112 262L110 264H112ZM117 262H116V264H117ZM151 262H153V263H151ZM184 262H186V263H184ZM66 264H68V263H66ZM121 264H124V263L122 262Z\"/></svg>",
    "mask_w": 264,
    "mask_h": 264
},
{
    "label": "bare ground",
    "instance_id": "6f19581e",
    "mask_svg": "<svg viewBox=\"0 0 264 264\" xmlns=\"http://www.w3.org/2000/svg\"><path fill=\"white\" fill-rule=\"evenodd\" d=\"M4 1H5V0H4ZM47 1H48V0H47ZM47 1H46V2H47ZM50 1H51V0H49L48 2H50ZM164 1H166V0H163V2H164ZM167 1H168V0H167ZM171 1H172V0H171ZM171 1H170V2H171ZM173 1H174V0H173ZM178 1H179V0H178ZM178 1H174V2H177V4H178ZM182 1L184 2V0H182ZM182 1H180V2H182ZM196 1L198 2V0H196ZM196 1H195V2H196ZM200 1H201V0H200ZM203 1H205V0H203ZM210 1H211V0H210ZM210 1H209V3H210ZM223 1H225V0H223ZM240 1H241V0H240ZM240 1H238V2H240ZM243 1H244V0H243ZM246 1L249 2V0H246ZM246 1H244V2H245L244 4H247V3H248V2L246 3ZM250 1H251V0H250ZM11 2H12V0H11ZM22 2H23V1H21V3H22ZM170 2H169V3H165V5H167V4L169 5V4H170L171 7H172V5L175 4V3L172 4V3H170ZM190 2L192 3V6H193V4H194L193 1L191 0ZM190 2H188V4H190ZM207 2H208V1H207ZM221 2H222V1H221ZM221 2L219 1L220 4H221ZM226 2H227V0H226ZM226 2H224L223 5H225ZM230 2H231V1H230ZM236 2H237V1H236ZM236 2H235V3H236ZM251 2H254V1H251ZM251 2H250V3H251ZM4 3H5V2H4ZM184 3H185V2H184ZM209 3H206V4H209ZM213 3L216 4V3H218V2H217V1L214 2V0H213ZM227 3H229V2H227ZM227 3H226V5H228ZM240 3H243V2L241 1ZM240 3L237 4V5H240V6H241L242 4H240ZM250 3H249V4H250ZM255 3H256V2H255ZM255 3H254V4H255ZM260 3H261V2H260ZM260 3H259V4H260ZM263 3H264V2H263ZM0 4H1V5L3 4L2 1H1ZM6 4H7V2H6ZM51 4H52V3H51ZM161 4H163V3H161ZM203 4H204V3H203ZM203 4L201 3V5H203ZM232 4H233V3H232ZM232 4H229V5H232ZM249 4H248V6H250V7H251V10H252V6L249 5ZM261 4H262V3H261ZM1 5H0V6H1ZM44 5H45V4H44ZM170 5H169V6H170ZM178 5H179V4H178ZM190 5H191V4H190ZM195 5H196V3H195ZM195 5H194V6H195ZM204 5H205V4H204ZM212 5H213V4H212ZM229 5H228V7H229ZM252 5H253V4H252ZM262 5H263V4H262ZM14 6H15V5H14ZM173 6H174V5H173ZM180 6H181V5H180ZM182 6H183V3H182ZM185 6H187V4L184 5V7H185ZM221 6H222V5H221ZM221 6H220V8H219L220 10L218 9L219 11H216V9H215L216 13H217V12H220V13H221V12L224 10V9L221 10ZM255 6H256V5H255ZM255 6H254V7H255ZM101 7H103V6H101ZM101 7L99 6L98 8H101ZM117 7H118V6L114 7L115 9H114L113 11L118 10ZM166 7H167V6H166ZM184 7H183L182 9H184ZM197 7H198V6H197ZM200 7H201V6H200ZM208 7H209V5H208V6L205 5V8H207V12H209V11L211 10V9L208 8ZM210 7H211V4H210ZM212 7H213V6H212ZM215 7H217V6H215ZM218 7H219V5H218ZM222 7H224V6H222ZM246 7H247V6H246ZM246 7H245V8H246ZM254 7H253V8H254ZM262 7H264V6H262ZM44 8H45V7H44ZM48 8H49V10H51V9H50V6H49ZM81 8H82V7H81ZM83 8H84V7H83ZM103 8H105V7H103ZM103 8H101V10H102ZM116 8H117V9H116ZM123 8H124V7H123ZM185 8H186V7H185ZM189 8H190V7H189ZM194 8H196V7H194ZM213 8H214V7H213ZM224 8L226 9L227 6H225ZM232 8H235V6L232 7ZM242 8H244V7H242ZM247 8H248V7H247ZM86 9H87V8H85V10H86ZM119 9H120V8H119ZM173 9L176 10V8L173 7V8L170 9V11H171V10L173 11ZM186 9H187V8H186ZM196 9H197V8H196ZM196 9H193V10H196ZM198 9L200 10V8H198ZM198 9H197V10H198ZM208 9H209V11H208ZM229 9H231V7H230ZM240 9H241V7H240ZM248 9H249V11H250V8H248ZM255 9H256V8H255ZM255 9H253V10H255ZM262 9H264V8H262ZM99 10H100V9H99ZM121 10H125V9H122V8H121ZM127 10H128V9H127ZM179 10H181V9H179ZM197 10H196V11H197ZM199 10H198V12H200ZM201 10L203 11V9H201ZM213 10H214V9H213ZM213 10H212V11H213ZM238 10H239V9H238ZM47 11H48V10H47ZM110 11H111V10H110ZM110 11L108 12L107 16L110 14ZM119 11H120V10H119ZM119 11H118V13L121 14V13H120L121 11H120V12H119ZM156 11H157V10H156ZM167 11H168V7H167ZM205 11H206V9H205ZM215 11H214V13H212V12H211V13H212V14H215V18H214V19H215V21H216L218 17L216 18V15H217V14L215 13ZM224 11H226V12L229 11V12L231 13L232 10H228V11H227V10H224ZM224 11H223V12H224ZM234 11H235V10H234ZM239 11H240V10H239ZM239 11H238V12H239ZM243 11H244V10H243ZM246 11H247V10H246ZM257 11H258V10H256V12H257ZM260 11H261V10H260ZM260 11H259V12H260ZM263 11H264V10H263ZM82 12H83V10H82ZM86 12L88 13L89 10L87 9ZM94 12H95V11H94ZM96 12H99V11H96ZM126 12H127V11H126ZM187 12H188V11H187ZM192 12H193V11H192ZM192 12H191V14H190V18H191V16L195 15L194 13H193V15H192ZM198 12H197V13H198ZM229 12H228V13H229ZM256 12H254V13H256ZM89 13H90V12H89ZM89 13H88V14H89ZM113 13H114V12H113ZM116 13H117V12H116ZM124 13H125V12H124ZM160 13H161V12H160ZM172 13H173V12H171V15H172ZM180 13H181V12H180ZM189 13H190V12H189ZM220 13H219L218 15H220ZM228 13H225V12H224L223 14H228ZM233 13H235V15H236V12H233ZM241 13H242V11H241ZM246 13H247V12H245V14H246ZM251 13H252V12H251ZM251 13H250V15H251ZM257 13H258V12H257ZM257 13H256V14H257ZM81 14H82V13H81ZM126 14H127V13H126ZM153 14H154V13H153ZM157 14H158V13H157ZM168 14H169V13H168ZM183 14H184V13H183ZM187 14H188V13H187ZM203 14H204V13H203ZM209 14H210V13H209ZM212 14L210 15V17L212 16ZM256 14H254L255 17H256ZM260 14H261V13H260ZM260 14H259V15H260ZM78 15H80V10H79ZM78 15H77V16H78ZM83 15H84V14H83ZM90 15H91V14H89V17H90ZM93 15H94V14H93ZM184 15H186V14H184ZM199 15L201 16L200 13H199ZM199 15H198V16H199ZM221 15H222V14H221ZM231 15H232V14H231ZM237 15H238V14H237ZM237 15L235 16V18L237 17ZM241 15H242V14H241ZM243 15H244V14H243ZM243 15L240 17V22H241V20H242L241 18L243 17ZM246 15H247V14H246ZM261 15H262V14H261ZM263 15H264V13H263ZM80 16H82V15H80ZM122 16H123V14H122ZM127 16H128V18H129V15H127ZM158 16H159V15H158ZM160 16H161V15H160ZM162 16H165V15H162ZM162 16H161V17H162ZM172 16H173V15H172ZM181 16H182V15H181ZM205 16H208V14L204 15V19H206V18H210V17H205ZM213 16H214V15H213ZM222 16H223V15H222ZM225 16H226V15H225ZM228 16H229V18H230V14H229ZM228 16H227V17H228ZM233 16H234V15H233ZM257 16H258V15H257ZM86 17H87V15H86ZM86 17H81V18H86ZM89 17H88V18H89ZM91 17H93V16H91ZM114 17H115V19H116V16H114ZM152 17H153V16H152ZM152 17H151V18H152ZM155 17H157V16H155ZM161 17H160V18H161ZM177 17H178V16H177ZM185 17H186V16H185ZM195 17H196V15H195ZM202 17H203V16H202ZM246 17H247V16H246ZM246 17H245V15H244L243 18H246ZM248 17L250 18L249 14H248ZM259 17H260V16H258V18H259ZM88 18H86V19H88ZM107 18H108V17H107ZM119 18H121V17H119ZM123 18H124V17H123ZM123 18H122V20H123ZM126 18H127V17H126ZM168 18H169V17H168ZM178 18H179V17H178ZM183 18H184V16H183ZM183 18H182V19H183ZM212 18H213V17H212ZM235 18H234V19H235ZM249 18H248V19H249ZM261 18H262V17H261ZM79 19H80V18H79ZM91 19H92V18H91ZM110 19H111V18H110ZM113 19H114V18H113ZM115 19H114V20H115ZM117 19H118V18H117ZM149 19H150V18H149ZM166 19H167L166 17H163V21H164V22H165V21H168L169 19L173 20L172 18H169L168 20H166ZM193 19H194V17H193ZM214 19H213V21H214ZM218 19H219V18H218ZM222 19H223V18H222ZM248 19H247V20H248ZM254 19H255V18H254ZM262 19H264V18H262ZM262 19H261V21H263ZM80 20H81V19H80ZM83 20H84V19H83ZM88 20H89V19H88ZM102 20H103V18H102ZM114 20H113V21H114ZM118 20H119V19H118ZM128 20H129V19H128ZM153 20H154V19H153ZM158 20H159V18H158ZM158 20H157V21H158ZM180 20H181V19H180ZM115 21H116V20H115ZM123 21H124V20H123ZM123 21H122V23H123ZM155 21H156V20H155ZM160 21H161V19H160ZM160 21H159V22H160ZM177 21H178V20H177ZM185 21H186V20H185ZM185 21H184V23H185ZM198 21H199L198 23H201V22H200L201 19L198 20ZM202 21H204V20H202ZM208 21H209V19H208ZM208 21H207V22H208ZM213 21H212V22H213ZM233 21H234V20H233ZM254 21H255V20H254ZM261 21H260V22H261ZM78 22H79V21H78ZM86 22H88V21H86ZM118 22H120V21H118ZM150 22H151V20H150ZM150 22H148V23H150ZM164 22H163V24H164ZM173 22L176 23L175 19H174ZM182 22H183V21H182ZM207 22H205V23H207ZM212 22H211V23H212ZM221 22H222V21H221ZM237 22H238V21H237ZM152 23L154 24L155 22L153 21V22H151V24H152ZM171 23H172V22H170V25H171ZM178 23L181 24V22H178ZM203 23H204V22H203ZM203 23H202V24H203ZM214 23H216V25H217V23H219V22L216 21V22H214ZM261 23L264 24V21L261 22ZM78 24H79V23H78ZM85 24H86V23H85ZM119 24H121V23H119ZM153 24H152V25H153ZM155 24H157V23H155ZM158 24H159V23H158ZM158 24H157V25H158ZM165 24H167V23H165ZM180 24H179V25H180ZM190 24H191V21H190ZM238 24H239V23H238ZM87 25H88V24H87ZM87 25H86V26H87ZM111 25H113V24H111ZM117 25H118V24H117ZM149 25H150V24H149ZM149 25H148V27H150ZM159 25H162V23L159 24ZM159 25H158V26H159ZM168 25H169V23H168ZM179 25H177L176 27L179 28V27H178ZM182 25H183V24L180 25L181 27H180L179 30H181L182 27H183V28H184V27L186 28V26H184L185 24H184L183 26H182ZM187 25H188V24H187ZM195 25H197V24H195ZM195 25H194V26H195ZM206 25L209 26L210 23H209V24H206ZM74 26H75V24H74ZM79 26H80V24H79ZM146 26H147V25H146ZM146 26H144V28H145ZM155 26H156V25H155ZM162 26H163V25H162ZM188 26H189V25H188ZM204 26H205V25H204ZM226 26H227V25H226ZM236 26H237V25H236ZM263 26H264V25H262V27H263ZM72 27H73V26H72ZM156 27H157V26H156ZM171 27H173V24H172ZM195 27H196V26H195ZM195 27L192 26V28H195ZM202 27H203V26H202ZM205 27H206V26H205ZM209 27H210V26H209ZM219 27H220V26H219ZM262 27H261V24H260V28H262ZM74 28H76V26L73 27L72 29H74ZM150 28H151V27H150ZM150 28H149V29H150ZM154 28H155V27H154ZM162 28H163V27H162ZM164 28H167L166 25H165ZM164 28H163V29H164ZM183 28H182V30H183ZM189 28L191 29V27H189ZM189 28H188V30H189ZM196 28H197V27H196ZM198 28H199V30H200L201 26L199 25ZM64 29H66V28H64ZM79 29H80V28H79ZM86 29H87V28H86ZM86 29H85V31H86ZM139 29H140V28H139ZM139 29H137V30L139 31ZM156 29H157V28H156ZM160 29H161V28H160ZM169 29H170V28H169ZM175 29H176V28L174 27L173 30H175ZM201 29H202V28H201ZM207 29H208V27H207ZM207 29H206V30H207ZM243 29H244V28H243ZM262 29H263V28H262ZM62 30H63V28L61 29V31H62ZM141 30H143V28H142ZM147 30H148V28H147ZM152 30H153V28L150 29V31H152ZM164 30H165V29H164ZM166 30H167V29H166ZM177 30H178V29H177ZM177 30H176V31H177ZM182 30H181V31H182ZM193 30H194V29H192V31H193ZM196 30H197V29H196ZM74 31H75V30H74ZM78 31H80V30H78ZM85 31H84V33H85ZM135 31H136V30H135ZM155 31H157V30H154V32H155ZM159 31H160V30H159ZM168 31H170V30H168ZM168 31H167V32H168ZM176 31H175V32H176ZM197 31H198V30H197ZM204 31H205V29H203V32H204ZM69 32H71V31H68L67 33H69ZM72 32H73V31H72ZM136 32H137V31H136ZM152 32H153V31H152ZM152 32H148V34H149V33L152 34ZM157 32H158V31H157ZM172 32H173V31H172ZM175 32H174V33H175ZM178 32H179V31H178ZM178 32H176V33L178 34ZM188 32H189V31H188ZM188 32H183V33H186V34H184V35H187V36H186L187 38H188V34L191 33V32H189V33H188ZM194 32H195V31H194ZM194 32H193V33H194ZM206 32H207V31H206ZM263 32H264V31H263ZM263 32H262V33H263ZM21 33H22V32H21ZM60 33H61V32H60ZM62 33H63V32H62ZM67 33H66V34H67ZM84 33H82V34L84 35ZM174 33H171V32H170V34L172 35V36H171V39L173 38L174 35H176V33H175V34H174ZM198 33H199V32H198ZM209 33H210V32H209ZM82 34H81V36H82ZM145 34H146V33H145ZM156 34H160V33H156ZM156 34H155V35H156ZM162 34H165V33H162ZM168 34H169V32H168ZM173 34H174V35H173ZM179 34H180V37H181V36H182L181 32H180ZM179 34H178V35H179ZM200 34H201V33H200ZM251 34H252V32H251ZM256 34H257V33H256ZM258 34H259V33H258ZM59 35L61 36V34H59ZM63 35H64V34H63ZM69 35H71V34H69ZM129 35H130V34H129ZM129 35H128V36H129ZM132 35H133V34H132ZM134 35H135V34H134ZM136 35H137V34H136ZM140 35H141V34H138L139 38L142 37V36L140 37ZM146 35H147V34H146ZM153 35H154V34H153ZM155 35H154V36H155ZM178 35H177V36H178ZM184 35H183V38L185 37ZM190 35H191V34H190ZM204 35H206V34L204 33ZM245 35H246V33H245ZM245 35H244V36H245ZM67 36H68V35H67ZM73 36H75V35H72V37H73ZM79 36H80V35H79ZM81 36H80V37H81ZM147 36H148V35H147ZM156 36H157V35H156ZM156 36H155V37H156ZM164 36H165V35H164ZM169 36H170V35H169ZM224 36H225V35H224ZM242 36H243V35H242ZM242 36H241V37H242ZM244 36H243V37H244ZM254 36H255V34H254ZM258 36H260V37H259L260 39H258V38L256 37V38L258 39V40H256L257 42H258L259 40L261 41V39H262V38H261V35H258ZM68 37H69V36H68ZM101 37H102V36H100V38H101ZM124 37H127V35H125ZM160 37H161V36H160ZM160 37H159V38H160ZM174 37H175V36H174ZM186 37H185V38H186ZM199 37H200V36H199ZM246 37H248V36H246ZM249 37H250V39L252 38V36H249ZM66 38H67V37H66ZM96 38H97V37H96ZM102 38H103V37H102ZM117 38H118V36H117ZM122 38H123V37H122ZM129 38L131 39V36L128 37V40H130ZM136 38H137V37H136ZM145 38H146V36H145ZM148 38H149V37H148ZM148 38H147V39H148ZM151 38H153V36H152ZM156 38H157V37H156ZM162 38H163V37H162ZM162 38H161V40H162ZM164 38H165V37H164ZM175 38H176V37H175ZM185 38H184V39H185ZM187 38H186V39H187ZM190 38L192 39V38H194V37H189L187 40H191ZM203 38H204V37H203ZM203 38H202V39H203ZM59 39H60V37H59ZM70 39H71V36H70L69 40H70ZM119 39H120V38H119ZM142 39H143V38H142ZM166 39H168V41H169V37L166 38ZM171 39H170V41H171ZM173 39H174V38H173ZM178 39H181V38L178 37ZM207 39H208V38H207ZM239 39H241V38H239ZM242 39L244 40V38H242ZM242 39H241V40H242ZM246 39H247V38H246ZM60 40H62V39H60ZM65 40H66V39H65ZM67 40H68V39H67ZM98 40H100V39H97V41H98ZM123 40H124V38H123ZM126 40H127V39H125L123 42L127 43ZM128 40H127V41H128ZM131 40H134V39H131ZM135 40H136V39H135ZM143 40H144V39H143ZM143 40H142V41H143ZM157 40H158V39H157ZM161 40L159 39V41H161ZM164 40H165V39H163V41H162L163 46H164V44H165V43H164ZM187 40H186L185 43H188ZM193 40H194V39H193ZM195 40L197 41L196 36H195ZM195 40H194V41H195ZM198 40H199V39H198ZM241 40H240V41H241ZM252 40H253V39H252ZM102 41L104 42L103 39H102ZM136 41H137V40H136ZM136 41H135V42H136ZM154 41H155V40H154ZM170 41H169V42H170ZM172 41H173V40H172ZM172 41H171V42H172ZM181 41H182V40H181ZM183 41H184V40H183ZM191 41H192V40H191ZM194 41L190 42L189 44L193 43ZM201 41H202V40H201ZM263 41H264V39H263ZM62 42H64V41H62ZM95 42H96V40H95ZM95 42H93V43H95ZM103 42H102V43H103ZM105 42H106V41H105ZM132 42L135 43L134 41H131V43H132ZM143 42H144V41H143ZM147 42H148V41H147ZM150 42H151V39H150ZM199 42H200V41H199ZM202 42H203V41H202ZM216 42H217V41H216ZM243 42H244V41H243ZM243 42H242V44H243ZM245 42H246V41H245ZM248 42L250 43V40H248ZM251 42H252V41H251ZM58 43H59V42H58ZM70 43H71V42H70ZM93 43H92V44H93ZM140 43H141V42H140ZM145 43H146V42H145ZM157 43H158V42H157ZM175 43H177V40H176ZM178 43H179V45H181V46L184 44V43H183V44H180V43H182V42H179V41H178ZM255 43H256V42H255ZM61 44H62V43H61ZM137 44H138V43H137ZM151 44H152V43H151ZM155 44H156V43H155ZM193 44H194V43H193ZM199 44H201V43H198L197 46H199ZM216 44H217V43H216ZM244 44H246V43H244ZM259 44H261V43H259ZM259 44H254V42H253V45H252V46L249 45L248 47H252V48H251L252 50L247 49L248 47H247V45H245V48H246V47H247V48L244 49V51H246V52L248 51L249 53H250V52L252 53V52H253V49H256V48H257L256 45H259ZM97 45H98V44H97ZM129 45H130V44H129ZM132 45H133V44H132ZM134 45H135V47H134L133 49H134L135 52H134L133 54L136 56L137 53H136V49H135V48H136L137 45H136V44H134ZM139 45H140V44H138V46H139ZM142 45H143V44H141V47H142ZM147 45H148V43H147ZM176 45H177V44H176ZM186 45H187V44H186ZM201 45H202V44H201ZM254 45H255L256 48L253 47ZM56 46H57V45H56ZM58 46H59V44H58ZM58 46H57V47H58ZM62 46H63V44L61 45V47H62ZM90 46H92V45H90ZM94 46H95V45H94ZM125 46H126V45H124V46H122V47L125 48ZM138 46H137V47H138ZM150 46H151V45H150ZM159 46H160V44H159ZM159 46H158V47H159ZM181 46H179V47H181ZM216 46H217V45H216ZM61 47H60V49H61ZM64 47H65V46H64ZM87 47H88V46H87ZM87 47H85V48L87 49ZM92 47H93V46H92ZM122 47H121V48H122ZM169 47H170V46H169ZM171 47L173 48V49L170 48V49H172V53H174L173 56H177L178 53H176V54H177V55H176L175 52H176V50H177L179 47H178L176 50L174 49L175 46L173 47L172 44H171ZM184 47H185V46H184ZM187 47H188V46H187ZM190 47H191V45H189V48H190ZM207 47H208V46H207ZM218 47H220V46H218ZM54 48H55V46L53 47V49H54ZM58 48H59V47H58ZM130 48H131V47H130ZM145 48H146V47H145ZM163 48H165L166 50L168 49V48H166L165 46H164ZM196 48H197V47H196ZM243 48H244V45H243ZM55 49H56V48H55ZM133 49H132V50H133ZM140 49H141V48H140ZM150 49H152V48H150ZM157 49H158V50H157ZM157 49H155V47H154V50H153V51L155 52V50H157L158 52L160 51L159 53H161V52L163 53L162 50H165V49H162V48H161V50H160L159 48H157ZM193 49H194V48H193ZM204 49H205V47H204ZM214 49H215V48H214ZM58 50H59V49H58ZM58 50H57V51H58ZM87 50H88V49H87ZM92 50H93V48H92ZM137 50L139 51V49H137ZM142 50H145V49L142 47ZM186 50H188V48H187ZM186 50H185V51H186ZM196 50H198V49H196ZM220 50H221V49H220ZM249 50H250V51H249ZM54 51H55V50H54ZM61 51H62V50H60V53H61ZM84 51H85V50H84ZM84 51H83V52H84ZM153 51H152V53H151V52H150V53L153 54ZM168 51H169V50H167L166 53H167ZM173 51H175V52H173ZM199 51H200V50H199ZM214 51H215V50H214ZM58 52H59V51H58ZM58 52H57V53H58ZM177 52H178V51H177ZM186 52H187V51H186ZM218 52L223 53V51H219V50H218ZM60 53H59V54H60ZM85 53H86V52H85ZM85 53H84V54H85ZM127 53H128V52H127ZM135 53H136V54H135ZM139 53H140V51H139ZM148 53H149V52H148ZM159 53H158V54H159ZM162 53H161V54H162ZM166 53H165V54H166ZM179 53H180V48H179ZM184 53H185V52H184ZM188 53H189V52H188ZM200 53H201V52H200ZM200 53H198V54H200ZM216 53H217V52H215V54H216ZM54 54H55V53H54ZM54 54H52V55H54ZM59 54H58V55H59ZM87 54H88V53H87ZM87 54H86V55H87ZM116 54H117V53H116ZM120 54H122V53H120ZM146 54H147V53H146ZM167 54H168V56H170V55L172 56V54H170V53H167ZM169 54H170V55H169ZM193 54H194V53H193ZM247 54H248V53H247ZM58 55H56V56H58ZM88 55H89V54H88ZM122 55H124V53H123ZM128 55H129V54H128ZM184 55H185V54H184ZM188 55H189V54H188ZM221 55H222V54H221ZM248 55H250V54H248ZM13 56H14V55H13ZM13 56H11V57H13ZM15 56H17V55H15ZM113 56H116V55H113ZM135 56H134V57H135ZM137 56H138V54H137ZM144 56H145V54H144ZM152 56H154V55H152ZM168 56H167V59H169ZM171 56H170V57H171ZM178 56H179V55H178ZM194 56H195V55H194ZM206 56H207V55H206ZM17 57H18V56H17ZM76 57H78V56H76ZM159 57H161V56L159 55ZM192 57H193V55H192ZM192 57H191V59H192ZM197 57H198V56H197ZM211 57H213V51H212V56H211ZM216 57H217V55H216ZM220 57H221V56H220ZM1 58H2V57H1ZM18 58H19V57H18ZM21 58H22V57H21ZM21 58H19V59H21ZM24 58H26V57H23V59H24ZM74 58H75V56H74ZM118 58H119V57H118ZM118 58H117V59H118ZM120 58H121V57H120ZM129 58H130V57H129ZM146 58H147V56H146ZM175 58H176V57H175ZM193 58H194V57H193ZM200 58L202 59L201 55H200ZM224 58H225V57H224ZM243 58H244V57H243ZM246 58H247V56H246ZM246 58H244V59H246ZM2 59H3V58H2ZM10 59H12V58H10ZM66 59H67V58H66ZM77 59H78V58H77ZM79 59H80V58H79ZM79 59H78V60H79ZM112 59H113V58H112ZM114 59H115V58H114ZM132 59H133V58H132ZM142 59H143V58H142ZM148 59H149V58H148ZM157 59H158V55H157ZM170 59H171V58H170ZM173 59H174V58H173ZM180 59H181V58H180ZM184 59H185V58H184ZM188 59H189V58H188ZM188 59H187V60H188ZM206 59H207V58H206ZM213 59H214V57H213ZM220 59H221V58H220ZM7 60H8V58H7ZM16 60H17V59H16ZM74 60H76V59H74ZM115 60H116V59H115ZM140 60H141V59H140ZM143 60H144V59H143ZM160 60H161V59H160ZM160 60H158L159 63H161L162 60H164V56H163V59L161 60V62H160ZM187 60H185V62H186ZM195 60H196V59H195ZM197 60H198V59H197ZM210 60H211V59H210ZM215 60H216V58H215ZM218 60H219V59H218ZM221 60H222V59H221ZM221 60H220V61H221ZM0 61H2V60L0 59ZM9 61H10V60H9ZM13 61H14V60L12 59L11 62H13ZM67 61H68V60H67ZM113 61H114V60H113ZM113 61H109V62L112 63ZM150 61H152V60H150ZM155 61H156V60H155ZM155 61H154L153 63L156 65ZM169 61H170V60H169ZM203 61H204V60H203ZM3 62H4V61H3ZM6 62H7V61H6ZM6 62H5V63H6ZM17 62H18V61H17ZM20 62H21V60H20ZM25 62H26V59H25ZM27 62H28V61H27ZM27 62H26V65H27ZM44 62H48V60H47V61H44ZM68 62H69V61H68ZM116 62H118V61L116 60ZM116 62H115V63H116ZM133 62H134V61H133ZM133 62H132V63H133ZM145 62H147V61H145ZM156 62H157V61H156ZM158 62H157V65H158ZM188 62H189V60H188ZM65 63H67V62H65ZM74 63H75V62H74ZM76 63H77V62H76ZM79 63H80V62H79ZM153 63H152V64H153ZM166 63H167V62H166ZM168 63H169V62H168ZM168 63H167V64H168ZM171 63H172V59H171ZM182 63H183V62H182ZM189 63H191V62H189ZM194 63H195V62H194ZM200 63H201V62H200ZM0 64H1V63H0ZM6 64H7V63H6ZM9 64H10L9 66H10V69H11V65H12V64H15V62L12 63V64H11V63H9ZM18 64H19V63H18ZM18 64L15 65L16 68H17ZM20 64H21V63H20ZM45 64H47V63H45ZM71 64L73 65V62H72ZM77 64H78V63H77ZM106 64H107V63H106ZM147 64H148V62H147ZM152 64H150V65H152ZM161 64L163 65V68H164V64H163V63H161ZM161 64L159 65L160 68H162V67H161V66H162ZM167 64H166V65H167ZM186 64H187V63H186ZM202 64H203V63H202ZM202 64H201V65H202ZM218 64H219V63H218ZM220 64H221V63H220ZM7 65H8V64H7ZM21 65H22V64H21ZM23 65H25V64H23ZM48 65H49V64H48ZM74 65H75V64H74ZM129 65H130V64H129ZM137 65H138V64H137ZM155 65H154V66H155ZM173 65H174V64H173ZM197 65H198V64H197ZM203 65H204V64H203ZM222 65H223V64H222ZM12 66H13V65H12ZM38 66H39V65H38ZM97 66H98V65H97ZM100 66H101V65H100ZM107 66H108V65H107ZM107 66L105 65L106 69H109V68H107ZM122 66H123V65H122ZM130 66H132V65H130ZM133 66L135 67L134 64H133ZM133 66H132V67H133ZM138 66H140V65H138ZM146 66H149V65H146ZM169 66H170V65H169ZM187 66H188V65H187ZM192 66H193V65H192ZM194 66H195V64H194ZM204 66H205V65H204ZM15 67H14V69H15ZM22 67H23V66H22ZM34 67L37 68V65L34 66ZM48 67H49V66H48ZM61 67H62V66H61ZM103 67H104V66H103ZM151 67H152V66H151ZM171 67H172V66H171ZM190 67H191V66H190ZM196 67H197V66H196ZM220 67H221V66H220ZM223 67H224V65H223ZM223 67H222V68H223ZM228 67H229V66H228ZM228 67L226 66V69H228ZM18 68H19V69H18ZM18 68L16 69V70H18V71H19L20 69H24V67L21 68V66L18 67ZM25 68H28V67L26 66ZM38 68H39V67H38ZM38 68H37V69H38ZM49 68H50V67H49ZM51 68H52V66H51ZM51 68H50V69H51ZM115 68H116V67H115ZM127 68H128V67H127ZM156 68H157L156 66H155V68L153 67V70H155ZM160 68H159V69H160ZM166 68H168V67H166ZM192 68H193V67H192ZM198 68H199V67H198ZM10 69H9V71H5V70H2V71H3V72L5 71L6 73H7V72L10 73ZM37 69H36V70H37ZM39 69H40V68H39ZM39 69H38V70H39ZM128 69H129V68H128ZM134 69H136V68H134ZM182 69H183V68H182ZM226 69H224V70L226 71ZM25 70L27 71V69H24V71H25ZM38 70H37V71H38ZM40 70H41V69H40ZM40 70H39V71H40ZM63 70H64V69H63ZM103 70H105V68H103ZM103 70H102V71H103ZM109 70H110V69H109ZM109 70H107V71H109ZM125 70H126V69H125ZM136 70H137V69H136ZM147 70H148V69H147ZM180 70H181V69H180ZM183 70H184V69H183ZM2 71H1V72H2ZM34 71H35V69H34ZM34 71H33V72H34ZM37 71H35V72H37ZM49 71H50V70H49ZM59 71H60V69H59ZM100 71H101V70H100ZM100 71H99V73H100ZM107 71H106V73L108 74ZM110 71H111V70H110ZM119 71H120V69H119ZM131 71H132V70H131ZM155 71H156V70H155ZM162 71H163V70H162ZM162 71H160V72H162ZM168 71H169V69H167V73H168ZM171 71H172V70H171ZM230 71H231V69H230ZM230 71H229V72H230ZM3 72H2V73H3ZM19 72H21V71H19ZM92 72H94V71H92ZM96 72H98L97 69H96ZM111 72H112V71H111ZM115 72H116V71H115ZM117 72H118V70H117ZM135 72L137 73V71H135ZM151 72H152V70H151ZM199 72H200V71H199ZM9 73H8L7 76H6L7 78L10 77ZM13 73H14V71H13ZM15 73H16V72H15ZM15 73L12 74V72H11L10 74H12V75L15 76ZM25 73H26V72H25ZM65 73H66V72H65ZM65 73H64V74H65ZM90 73H91V72H90ZM90 73H89V74H90ZM104 73H105V72H104ZM109 73H110V72H109ZM132 73H134V71H132ZM136 73H134V75H135ZM167 73H166V74H167ZM17 74H18V72H17ZM19 74H20V73H19ZM66 74H67V73H66ZM85 74H86V73H85ZM85 74H84V75H85ZM92 74H93V73H92ZM92 74H91V75H92ZM94 74H95V73H94ZM94 74H93V76H94ZM118 74H119V73H118ZM122 74H123V72H122ZM137 74H138V73H137ZM137 74H136V75H137ZM157 74H158V73H157ZM161 74H162V73H161ZM161 74L159 73L158 75H161ZM169 74H170V73H169ZM171 74H173V73H171ZM0 75H1V74H0ZM12 75H11V76H12ZM26 75L28 76V74H26ZM26 75H25V76H26ZM96 75H97L96 77L99 76L98 74H96ZM100 75H102V73H100ZM109 75H110V74H109ZM115 75L117 76V73H116ZM115 75H113V76H115ZM152 75L155 77L154 74H152ZM221 75H222V74H221ZM2 76H3V75H2ZM14 76L11 77V78H13V79L15 80V77H14ZM20 76H22V75H20ZM25 76H22V78L25 77ZM59 76L61 77L62 74L59 75ZM93 76L88 75L87 78H89V77H90V78H93ZM105 76H106V75H105ZM124 76H125V75H124ZM149 76H150V75H149ZM156 76H157V75H156ZM106 77H107V76H106ZM119 77H120V75H119ZM128 77H129V76H128ZM130 77H131V73H130ZM132 77H133V76H132ZM134 77H136V76H134ZM151 77H152V76H151ZM177 77L179 78V74H178ZM181 77H182V76H181ZM208 77H209V76H208ZM250 77L252 78V74H251ZM254 77H255V76H253V78H254ZM2 78H3V77H2ZM2 78H1V79H2ZM17 78H18L19 81H20L21 78H19V77H17V76H16V80H15V81H18ZM26 78H27V77H26ZM90 78H89V80H91ZM94 78H95V76H94ZM99 78H101V77H99ZM107 78H108V77H107ZM124 78H125V77H124ZM172 78H173V77H172ZM253 78H252V79H253ZM8 79H9V78H8ZM8 79H7V81H8V83H9V80H8ZM24 79H25V78H24ZM96 79H97V78H96ZM119 79H120V78H119ZM125 79H126V78H125ZM148 79H149V78H148ZM148 79H146V80H148ZM151 79H152V78H151ZM169 79H170V78H169ZM209 79H210V78H209ZM248 79H250V78H248ZM252 79H250V80L253 81ZM255 79H257V78H255ZM4 80H5V79H4ZM4 80H3V81H4ZM11 80H12V79H10V81H11ZM14 80H13V83H14ZM22 80H23V79H22ZM22 80H21V81H22ZM81 80H82V81H83V80L85 81L86 79H84V77H83V79H81ZM93 80H94V79H93ZM97 80H98V79H97ZM103 80H104V79H103ZM106 80H107V79H106ZM128 80H130V78H129ZM128 80L126 79V81H128ZM134 80H135V78H134ZM170 80H171V79H170ZM178 80H179V79H178ZM178 80H177L176 82H178ZM250 80H247V81L249 82ZM0 81H1V80H0ZM24 81H25V80H24ZM79 81H80V80H79ZM82 81H81L80 83H82ZM94 81H95V80H94ZM101 81H102V80H101ZM114 81H116V80H114ZM117 81H119V83H120V80H117ZM131 81H132V80H131ZM149 81H150V80H149ZM149 81H148V82H149ZM151 81L153 82V80H151ZM251 81L249 82V84L245 81V82H246V85H247V86H248V85L250 86V84H252ZM4 82H5V81H4ZM11 82H12V81H11ZM22 82H23V81H22ZM89 82H90L89 84H91L92 81H89ZM146 82H147V81H146ZM243 82H244V81H243ZM243 82H242V83H243ZM255 82H256V81H255ZM255 82H254V84H255L254 86L256 87V84H257V83H255ZM258 82H259V81H258ZM6 83H7V82H6ZM13 83H12V86H13ZM15 83L17 84V82H15ZM78 83H79V82L77 81V84H76V85H78ZM110 83H111V82H110ZM114 83H115V82H114ZM119 83H118V84H119ZM123 83H124V84H123ZM127 83H129V82H127ZM137 83H138V82H137ZM197 83H198V82H197ZM199 83H200V82H199ZM0 84H2V82H0ZM21 84H23V83H21ZM87 84H88V83H87ZM100 84H101V83H100ZM118 84H117V87H118ZM122 84L125 86V81L122 82ZM131 84H132V83H131ZM134 84H135V83H134ZM192 84H193V83H192ZM192 84H191V85H192ZM202 84H203V83H202ZM209 84H210V83H209V81H208V84H207V85L209 86ZM243 84H244V83H243ZM243 84H242V86H243ZM5 85H7V84H5ZM93 85H94V83H93ZM113 85H114V84H113ZM120 85H121V84H120ZM120 85H119V86H120ZM126 85H127V84H126ZM129 85H130V84H129ZM145 85H146V84H145ZM148 85H149V84H148ZM148 85H146V86H148ZM162 85H163V84H162ZM175 85H176V84H175ZM194 85H196V84H194ZM194 85H193V88H194ZM199 85H200V84H199ZM3 86H4V85H3ZM12 86H11V87H12ZM16 86H18V85H16ZM16 86H14V87H16ZM19 86H20V85H19ZM95 86H96V85H95ZM244 86H245V85H244ZM247 86H245V87H247ZM249 86H248V87H249ZM251 86H252V85H251ZM1 87H2V86H1ZM76 87H77V86H76ZM76 87H75V89L77 90V88H80L81 85H80V87H77V88H76ZM92 87H93V86H92ZM113 87H114V86H113ZM120 87L122 88V86H120ZM126 87H128V86H125L124 88H126ZM149 87H150V86H149ZM167 87H168V85H167ZM175 87H176V86H175ZM206 87H207V86H206ZM259 87H260V85H259ZM82 88H83V87H82ZM82 88H80V89L83 91ZM101 88H102V86H101ZM114 88H115V87H114ZM168 88H169V87H168ZM195 88H196V87H195ZM243 88H244V87H243ZM250 88H251V90H252L251 92H253V93L255 94L256 91H253L254 88H253V89H252V87H250ZM250 88H249V89H250ZM260 88H261V87H260ZM0 89H1V88H0ZM2 89H4V88L2 87ZM80 89H79V90H80ZM85 89H87V88H85ZM174 89H175V88H174ZM204 89H205V88H204ZM208 89H209V88H208ZM245 89H247V88H245ZM5 90H6V89H5ZM73 90H74V89H73ZM91 90H92V89H91ZM98 90H99V89H98ZM116 90H117V88H116ZM182 90H183V89H182ZM192 90H193V89H190V91H192ZM254 90H255V89H254ZM82 91H81V93H82ZM84 91H85V90H84ZM89 91H90V90H89ZM113 91H114V90H113ZM120 91H121V90H120ZM120 91H119V89H118L119 94H120ZM150 91H151V90H150ZM193 91H195V93L197 92L196 90H193ZM203 91H204V90H203ZM243 91H244V90H243ZM107 92H108V91H107ZM147 92H148V91H147ZM177 92H178V90H177ZM201 92H202V91H201ZM207 92H208V91H207ZM244 92H245V91H244ZM248 92H249V91H248ZM259 92H260V91H259ZM259 92L257 91V96H258V97H260V96H259ZM2 93H4V92H2ZM70 93H71V92H70ZM97 93H98V92H96V94H97ZM108 93H109V92H108ZM183 93H184V90H183ZM191 93H192V92H191ZM195 93H194V94H195ZM198 93H199V89H198ZM205 93H206V92H205ZM253 93H252V94H253ZM71 94H72V93H71ZM77 94H78V93H77ZM77 94H76V95H77ZM85 94H86V93H85ZM88 94H89V93H88ZM96 94H95V95L93 94L94 96L92 95V96H93V99H94V97L96 96ZM101 94H102V93H101ZM106 94H107V93H106ZM112 94H113V93H112ZM119 94H117V96H120V97L122 98L121 94H120V95H119ZM132 94H133V93H132ZM180 94L182 95V93H180ZM187 94H188V93H187ZM189 94H190V93H189ZM249 94H250V93H249ZM252 94H251V97H252ZM68 95H70L69 92H68ZM68 95H67V96H68ZM74 95H75V94H74ZM74 95L72 94V96H74ZM79 95H80V94H79ZM79 95H78L77 97H79ZM86 95H87V94H86ZM136 95H137V94H136ZM202 95H203V94H202ZM206 95H207V94H206ZM255 95H256V94H255ZM260 95H261V94H260ZM1 96H2V95H1ZM1 96H0V97H1ZM72 96H71V95L68 96L67 98H65V100H66V99L69 100V97H72ZM88 96H89V95H88ZM92 96L90 97L91 99H92ZM97 96H98V95H97ZM117 96H116V97H117ZM130 96H131V95H130ZM130 96H128V97H130ZM132 96H133V95H132ZM132 96H131V97H132ZM150 96H151V94H150ZM197 96H198V95H197ZM203 96H204V95H203ZM99 97H100V96H99ZM99 97H98V99L100 100ZM102 97H103V95H102ZM105 97H106V99H107L108 96L105 95ZM128 97H127V98H128ZM152 97H153V96H152ZM198 97H199V96H198ZM198 97H197V98H198ZM200 97H201V94H200ZM253 97H254V96H253ZM258 97H256V98H258ZM1 98H2V97H1ZM20 98H21V97H20ZM80 98L82 99V100L80 99L81 101H84V100H85L81 95H80ZM103 98H104V97H103ZM112 98H113V96H111L110 99L112 100ZM134 98H135V97H134ZM190 98H191V96H190ZM256 98H255V99H256ZM21 99H23V98H21ZM58 99H60V98L58 97ZM74 99H76V96H74ZM110 99H108V100H110ZM113 99H114V98H113ZM118 99H119V97H118ZM135 99H137V98H135ZM188 99H189V97H188ZM193 99H195V98H193ZM40 100H41V99H40ZM56 100H57V99H56ZM63 100H64V99H63ZM68 100H67V101H68ZM71 100H72V98H71ZM80 100H78V102H79L80 105H81V103L83 104V103L85 102V101H84V102H80ZM86 100H87V99H86ZM114 100H115V99H114ZM119 100H121V99H119ZM119 100H118V101H119ZM122 100H123V99H122ZM131 100H132V99H131ZM140 100H142V99H140ZM190 100H191V99H189L188 101H190ZM200 100H201V99H199V101H200ZM24 101H26L25 98H24ZM24 101H23V102H24ZM27 101H28V100H27ZM58 101H59V100H58ZM67 101H65V102L62 101V103L64 102V103L66 104ZM115 101H116V100H115ZM118 101L115 102L114 105L118 104ZM132 101H134V100H132ZM132 101H131V102H132ZM136 101H137V100H136ZM188 101H187V102H188ZM196 101H197V100H196ZM201 101H202V100H201ZM201 101H200V102H201ZM30 102H31V101H30ZM54 102H55V101H54ZM69 102H70V101H69ZM69 102H68V103H69ZM73 102L77 105V103H76L77 100H76V101H73ZM112 102L114 103V101H112ZM197 102H198V101H197ZM57 103H58V102H57ZM60 103H61V102H60ZM62 103H61V104H62ZM85 103H86V102H85ZM87 103H88V101H87ZM87 103H86V105L90 104V102H89L88 104H87ZM99 103H100V102H99ZM99 103H98V104H99ZM101 103H103V100H102ZM101 103H100V104H101ZM108 103H111V102H108ZM189 103H190V102H189ZM198 103H199V102H198ZM4 104H5V103H4ZM24 104H25V103H24ZM30 104H32V103H30ZM42 104H43V103H42ZM54 104H56V102H55ZM54 104H53V105H54ZM96 104H97V103H96ZM104 104H106V103H103V106H104V108L106 109V107L108 106V104H106V105H107L106 107H105ZM119 104L121 105L120 102H119ZM187 104H188V103H187ZM200 104H201V103H200ZM22 105H23V104H22ZM76 105H75V106H76ZM80 105H79V106L77 105V106H78V109H81V108H79ZM90 105H91V104H90ZM23 106H24V105H23ZM28 106H29V105H28ZM54 106H55V105H54ZM84 106H85V105H84ZM88 106H89V105H88ZM92 106H93V108H95L94 105H91V108H92ZM111 106H112V105H111ZM116 106H117V105H116ZM198 106H199V105H198ZM200 106H201V105H200ZM25 107H26V106H25ZM60 107H61V105H60ZM62 107H63V105H62ZM82 107H83V105H82ZM98 107H99V105H98ZM23 108H24V107H23ZM23 108H22V109H23ZM26 108H27V107H26ZM66 108H67V106H66ZM68 108H69V107H68ZM68 108H67V109H68ZM84 108H85V107H84ZM99 108H100V107H99ZM113 108H116V107L113 106ZM178 108H181V107H178ZM188 108H189V107H188ZM197 108H198V107H197ZM73 109H74V108H73ZM85 109H86V108H85ZM87 109H88V108H87ZM110 109H111V108H110ZM129 109H130V108H129ZM81 110H82V109H81ZM95 110H97V109H95ZM108 110H109V108H108ZM112 110H114V109H112ZM115 110H117V109H115ZM198 110H199V109H198ZM2 111H3V110H2ZM74 111H75V110H74ZM88 111H89V109L86 110V112H88ZM92 111H94V109H93ZM5 112H6V111H5ZM5 112H4V113H5ZM23 112H24V110H23ZM82 112H83V111H82ZM103 112H104V110H103ZM197 112H198V111L196 110V113H197ZM11 113H12V112H11ZM25 113H26V116H27L28 114H27L26 111L24 112V114H25ZM78 113H79V112H78ZM1 114H2V116H3V113H1ZM57 114H58V113H57ZM62 114H63V113H62ZM197 114H198V113H197ZM4 115H6V113H5ZM8 115H9V114H8ZM11 115H12V114H11ZM65 115H66V113H65ZM50 116H51V115H49V118H50ZM193 116H194V115H193ZM13 117H14V116H13ZM54 117H55V115H54ZM75 117H77V116H75ZM154 117H155V116H154ZM45 118H46V116H45ZM51 118H52V117H51ZM51 118H50V119H51ZM55 118H56V117H55ZM58 118H60V117H58ZM78 118H79V117H78ZM151 118H153V117H151ZM151 118H150V120H153V119H154V118H153V119H151ZM155 118H158V116L155 117ZM46 119H47V118H46ZM67 119H68V118H67ZM67 119H66V120H67ZM0 120H1V118H0ZM9 120H11V118H10ZM26 120H27V119H26ZM26 120H25V121H26ZM53 120H54V118L52 119V121H53ZM57 120H59V119H57ZM60 120H62V119L60 118ZM69 120H70V118H69ZM85 120H86V119H85ZM150 120H149V122H150ZM157 120H158V119H157ZM12 121H15V120H12ZM25 121H23V122H25ZM27 121H28V120H27ZM52 121H50V122L47 121V123H51ZM67 121H68V120H67ZM72 121H73V120H71V122H72ZM79 121H80V120H79ZM81 121H82V120H81ZM87 121H88V120H87ZM160 121H161V119H160ZM3 122H5V121H3ZM17 122H18V121H17ZM20 122H22V121H20ZM43 122H45V121H43ZM54 122H56V121H53L52 123H54ZM68 122H69V121H68ZM68 122H67V124H69V127H70V124H73V123H71V122L68 123ZM74 122H75V121H74ZM82 122H83V121H82ZM100 122H101V121H100ZM162 122H164V121H162ZM162 122H161V123H162ZM10 123H11V122H10ZM56 123H58V121H57ZM59 123H61V122H59ZM63 123H64V122H63ZM77 123H78V121H77ZM84 123H86V122L84 121ZM87 123H88V122H87ZM151 123H153V122H151ZM6 124H7V123H6ZM11 124H12V123H11ZM17 124H18V123H17ZM24 124H25V123H24ZM29 124H30V123H29ZM61 124H62V123H61ZM61 124H60V125H61ZM94 124H95V123H94ZM101 124H102V123H101ZM165 124H166V123H165ZM217 124H218V123H217ZM18 125H20V124H18ZM22 125H23V124H21V126H22ZM51 125H52V124H50V127H51ZM147 125H148V124H147ZM166 125H167V124H166ZM168 125H169V124H168ZM168 125H167V127H168ZM170 125H171V124H170ZM11 126H12V125H11ZM13 126H15V124H14ZM45 126H46V125H45ZM54 126H55V125H54ZM56 126H57V125H56ZM62 126H63V128H64V125H62ZM83 126H85V125H83ZM83 126H81V127H83ZM86 126H89V125H86ZM91 126H92V125H91ZM17 127H18V126H17ZM17 127H16V128H17ZM28 127H29V126H28ZM52 127H53V125H52ZM52 127H51V128H52ZM60 127H61V126H60ZM73 127H74V126H73ZM73 127H72V128H73ZM89 127H90V126H89ZM141 127H143V126H141ZM146 127H147V126H146ZM151 127H153V125H151ZM171 127H172V126H171ZM182 127H183V126H182ZM225 127H226V126H225ZM228 127H229V126H228ZM1 128H2V126H1ZM14 128H15V127H14ZM18 128H19V127H18ZM39 128H40V127H39ZM41 128H42V127H41ZM45 128H46V127H45ZM45 128H44V129H45ZM76 128H77V127H76ZM92 128H93V127H92ZM144 128H145V127H144ZM184 128H185V129H188V128H186L185 126H184ZM11 129L13 130V128H11ZM20 129H21V127H20ZM23 129H24V128H22V130H23ZM53 129H54V128H53ZM61 129H62V128H61ZM78 129H80V128L78 127ZM172 129H173V128H172ZM12 130H11L10 132H12ZM14 130H15V129H14ZM47 130H48V128H47ZM51 130H52V129H51ZM57 130H58V129H57ZM57 130H56V131H57ZM64 130H65V128H64ZM64 130H63V131H64ZM70 130H71V129H70ZM74 130H75V129H74ZM167 130H168V129H167ZM170 130H171V129H170ZM0 131L3 132L4 129H2V130H0ZM5 131H6V130H5ZM28 131H30V129H29ZM32 131H33V130H32ZM42 131H43V130H42ZM59 131H60V130H59ZM61 131H62V130H61ZM66 131H67V130H66ZM149 131L152 132L151 130H149ZM153 131H154V130H153ZM159 131H160V130H159ZM163 131H164V130H163ZM186 131H187V130H186ZM224 131H225V130H224ZM2 132H1V133H2ZM14 132H15V131H14ZM17 132H18V131H17ZM20 132H21V130H20ZM43 132H44V133H47V131H46V132L43 131ZM43 132L41 133V131H40V133L44 135ZM49 132H50V130H49ZM67 132L69 133V131H67ZM70 132H71V131H70ZM72 132H74L73 129H72ZM141 132H142V131H141ZM143 132H144V131H143ZM164 132H165V131H164ZM6 133L8 134L9 132H6ZM30 133H31V132H30ZM32 133H33V132H32ZM38 133H39V131L37 132V134H38ZM51 133L53 134L52 131H51ZM54 133H55V132H54ZM56 133H57V132H56ZM65 133H66V132H65ZM75 133H77V132L75 131ZM79 133H80V132H79ZM81 133H82V131H81ZM145 133L147 134L148 132H145ZM157 133H158V132H157ZM171 133H173V132H171ZM174 133H175V132H174ZM174 133H173V134H174ZM216 133H217V132H216ZM11 134H12V133H11ZM25 134H26V132H25ZM25 134H24V135H25ZM41 134H40V135H41ZM47 134H48V133H47ZM49 134H50V133H49ZM57 134H58V133H57ZM57 134H53V135H57ZM59 134H60V133H59ZM149 134H151V133H149ZM167 134H168V133H167ZM221 134H222V133H221ZM221 134H220V135H221ZM1 135H3V134H1ZM8 135H9V134H8ZM13 135H15V134H13ZM33 135H35V134H33ZM38 135H39V134H38ZM38 135H36L37 137L35 136V137H36L35 140H36L37 138H41V140H42V135H41V137H38ZM40 135H39V136H40ZM45 135H46V134H45ZM53 135H48V136H49L48 138L52 137ZM63 135H64V134H63ZM63 135L61 134V136H63ZM71 135H72V134H71ZM84 135H86V134H84ZM147 135H148V134H147ZM151 135H152V134H151ZM153 135H154V134H153ZM159 135H160V134H159ZM164 135L166 136V134H164ZM174 135H175V134H174ZM6 136H7V135H6ZM10 136H11V135H10ZM15 136H16V135H15ZM20 136H21V134H20ZM27 136H28V135H27ZM66 136H67V135H66ZM68 136H69V134H68ZM74 136H76V135H74ZM148 136H149V135H148ZM148 136H147V137H148ZM162 136H163V135H162ZM4 137H5V136H4ZM13 137H14V136H13ZM22 137H24V136H22ZM30 137H31V135H30ZM46 137H47V136H46ZM54 137H56V136H54ZM82 137H83V136H81V138H82ZM92 137H93V136H92ZM158 137H159V136H158ZM33 138H34V137H33ZM63 138H65V137H63ZM63 138H62V139H63ZM149 138H150V137H149ZM149 138H148V139H149ZM151 138H153V137H151ZM162 138H164V137H162ZM5 139H7V137H6ZM5 139H4V140H5ZM18 139H19V138H18ZM18 139H17V140H18ZM20 139H22V138H20ZM26 139H27V138H26ZM31 139H32V138H31ZM31 139H30V140H31ZM44 139L48 142L47 138H44V137H43L42 142L44 141V143H45V140H44ZM50 139H52V138H50ZM60 139H61V138H60ZM62 139H61V140H62ZM71 139H72V138H71ZM73 139L75 140V138H73ZM90 139H91V137H90ZM156 139H157V137H156ZM158 139H159V138H158ZM160 139H161V138H160ZM160 139H159V140H160ZM172 139H174V138H172ZM1 140H2V138H1ZM37 140H38V139H37ZM39 140H40V139H39ZM41 140H40V141H41ZM53 140H55V138H54ZM58 140H59V139H58ZM78 140H79V139H78ZM86 140H87V139H86ZM91 140H92V139H91ZM151 140H153V139H151ZM151 140H150V142H151ZM167 140H169L168 137H167ZM167 140H166V141H163L162 143H165V145H166ZM170 140H171V139H170ZM177 140H178V139H177ZM19 141H20V140H19ZM21 141H23V140H21ZM31 141L33 142V140H31ZM31 141H28V143H29V142L32 143ZM59 141H60V140H59ZM75 141H77V140H75ZM83 141H84V140H83ZM87 141H88V140H87ZM93 141H94V140H93ZM93 141H92V142H93ZM140 141H141V140H140ZM140 141H139V142H140ZM148 141H149V140H148ZM148 141H146V142L149 143ZM153 141H154V140H153ZM160 141H161V140H160ZM24 142H25V140H24ZM24 142H21V143L23 144ZM38 142H39V141H38ZM38 142H36V143H38ZM47 142H46V143H47ZM55 142H56V141H55ZM62 142H64V140H63ZM92 142H91V143H92ZM100 142L102 143V141H100ZM129 142H131V141H129ZM137 142H138V141H137ZM137 142L134 141L135 145H137V144L140 145V143H139V142L137 143ZM155 142H156V141H155ZM155 142H154V143H155ZM157 142H158V141H157ZM0 143H1V142H0ZM8 143H9V142H8ZM28 143H27V144H28ZM30 143H29L28 145H30ZM50 143H51V141H50ZM136 143H137V144H136ZM143 143H145V142L143 141ZM162 143H161V144H162ZM169 143H170V142H169ZM171 143H172V140H171ZM173 143H174V142H173ZM177 143H179V142L177 141ZM3 144H4V143H3ZM33 144H34V143H33ZM38 144H39V143H38ZM51 144H52V143H51ZM70 144H71V143H70ZM78 144H79V143H78ZM85 144H86V143H85ZM87 144H88V143H87ZM98 144H99V143H98ZM150 144H153V143L151 142ZM167 144H168V143H167ZM17 145H18V144H17ZM23 145H24V144H23ZM34 145H35V144H34ZM34 145H33V146H34ZM36 145H37V144H36ZM36 145H35V146H36ZM73 145H74V144H73ZM76 145H77V143H76ZM95 145H96V144H95ZM106 145H107V144H106ZM110 145H112V144H110ZM139 145H138V147H139ZM175 145H176V144H175ZM180 145H181V144H180ZM25 146H26V144H25ZM25 146H24V147H25ZM31 146H32V144L30 145V147H31ZM56 146L59 147L58 145H56ZM85 146H86V145H85ZM93 146H94V144H93ZM96 146H97V145H96ZM115 146H116V145H115ZM129 146H130V145H129ZM142 146H143V145L141 144V148H142ZM144 146H146V145L144 144ZM148 146H149V144H147V147H148ZM153 146H154V145H153ZM5 147H6V145L4 146V148H5ZM9 147L11 148V146H9ZM36 147H37V146H36ZM36 147H35V148H36ZM63 147H64V146H63ZM74 147H75V146H74ZM78 147H80V144H79ZM78 147H77V148H78ZM81 147H83V146H81ZM88 147H89V146H88ZM88 147H87V148H88ZM90 147H91V146H90ZM113 147H114V146H113ZM116 147H117V146H116ZM131 147H132V145H131ZM134 147H135V146H134ZM154 147H155V146H154ZM168 147H169V146H168ZM168 147H167V148H168ZM179 147H180V146H179ZM179 147H178V148H179ZM1 148H2V147H1ZM1 148H0V149H1ZM18 148H19V147H18ZM25 148H26V150H27V149L29 148V146H28V147L26 146ZM35 148H34V151L36 150ZM64 148H65V147H64ZM66 148H67V146H66ZM77 148H76V150H77ZM93 148H95V147H93ZM97 148H98V147H97ZM111 148H112V147H111ZM132 148H133V147H132ZM144 148H145V147H144ZM170 148H172V147H170ZM170 148H169V149H170ZM174 148H175V147H173V149H174ZM7 149H8V148H7ZM7 149H5V150H7ZM30 149L33 150V147H31ZM30 149L28 150V152H29V156L31 155V154H30V153H31ZM54 149H55V148H53V151H55ZM56 149H57V148H56ZM58 149H60V148H58ZM58 149L56 150V152L58 151ZM68 149H69V148H68ZM78 149H79V148H78ZM85 149H86V147H85ZM99 149H100V148H99ZM117 149H118V148H117ZM120 149H121V148H120ZM147 149H149V148H147ZM154 149H155V148H154ZM156 149H157V148H156ZM173 149H172V150H173ZM175 149H176V148H175ZM179 149H180V148H179ZM15 150H16V148H15ZM18 150H19V149H18ZM95 150H96V148H95ZM123 150H124V149H123ZM133 150L135 151V149H133ZM137 150H138V149H137ZM152 150H153V149H152ZM11 151H12V150H11ZM34 151H33V152H34ZM50 151H51V149H50ZM61 151H62V150H61ZM78 151H80V149H79ZM81 151H82V150H81ZM83 151H84V149H83ZM115 151H116V150H115ZM161 151H163V150H162V147H161ZM164 151H166V149H165ZM174 151H175V150H174ZM1 152H2V151H1ZM12 152H13V151H12ZM14 152H15V151H14ZM17 152H18V151H17ZM21 152H22V151H21ZM48 152H49V151H48ZM51 152H52V151H51ZM58 152H59V151H58ZM63 152H64V154H65V149H64ZM71 152H72V151H71ZM73 152H75V151H73ZM86 152H88V151H86ZM90 152H91V151H90ZM118 152H120V151H118ZM145 152H146V151H145ZM151 152H153V151H151ZM166 152H168V150H167ZM166 152H165V153H166ZM172 152H173V151H172ZM175 152H176V151H175ZM177 152H178V150H177ZM177 152H176V155H177ZM180 152H182L181 149H180ZM3 153H5V152H3ZM22 153H24V152H22ZM46 153H47V152H46ZM46 153H45V154H46ZM60 153H61V152H60ZM60 153H59V154H60ZM107 153H108V152H107ZM125 153H126V152H125ZM129 153H130V152H129ZM146 153L148 154V152H146ZM155 153H156V151H155ZM159 153H160V152H159ZM159 153H158V154H159ZM163 153H164V152H163ZM168 153H169V152H168ZM32 154H33V153H32ZM55 154H56V153H55ZM55 154H54V155H55ZM59 154H57V155H59ZM71 154H72V153H71ZM79 154H80V153H79ZM114 154H115V153H114ZM118 154H120V153H118ZM118 154H117V155H118ZM132 154H133V153H132ZM156 154H157V153H156ZM174 154H175V153H174ZM182 154H183V153H182ZM2 155H3V154H2ZM7 155H9V154H7ZM10 155H11V154H10ZM20 155H21V153H20ZM46 155H48V154H46ZM51 155H53V154L51 153ZM75 155L77 156V154H75ZM75 155H74V156H75ZM86 155H87V154H86ZM86 155H85V156H86ZM92 155H93V154H92ZM105 155H106V154H105ZM112 155H113V154H112ZM126 155H128V154H126ZM150 155H151V154H150ZM150 155H148V156H150ZM161 155H162V154H161ZM169 155H171V153L168 154V156H169ZM172 155H173V154H172ZM183 155H185V154H183ZM0 156H1V155H0ZM3 156H4V155H3ZM3 156H2V157H3ZM23 156H24V155H23ZM23 156H21V157H23ZM27 156H28V153H27ZM32 156H33V155H32ZM60 156H61V155H60ZM66 156H68V153L66 154ZM66 156H64V157H66ZM72 156H73V155H72ZM76 156H75V157H76ZM139 156H140V155H139ZM146 156H147V155H146ZM148 156H147V157H148ZM162 156H163V155H162ZM168 156H167V157H168ZM12 157H14V156H12ZM21 157H20V158H21ZM45 157H47V156H45ZM50 157H51V156H50ZM62 157H63V155H62ZM62 157H61V158H62ZM103 157H104V155H103ZM105 157H106V156H105ZM109 157H110V155H109ZM111 157H112V156H111ZM114 157H115V156H114ZM135 157H136V156H135ZM135 157H134L133 160H135ZM173 157H174V156H173ZM177 157H178V156H177ZM181 157H182V156H181ZM181 157H180V158H181ZM27 158H28V157H27ZM47 158H49V157H47ZM55 158H56V157H55ZM57 158H58V157H57ZM69 158H70V157H69ZM92 158H93V157H92ZM94 158H95V157H94ZM98 158H99V157H98ZM115 158H117V157H115ZM121 158H124V157H121ZM137 158H138V157H137ZM150 158H151V157H150ZM18 159H19V158H18ZM24 159H25V158H24ZM50 159H51V158H50ZM58 159H60V158H58ZM58 159H57V160H58ZM70 159H71V158H70ZM74 159H75V158H74ZM79 159H80V158H79ZM81 159H82V158H81ZM95 159H96V158H95ZM125 159H126V158H124V160H125ZM128 159H131V160H132V158H130V157H129ZM128 159H127L126 161H124L123 159L120 160V157H119V160H120V161H119V160H118V161H119V162H121V161H122V162H123V161H124V162H128V161H130V160H128ZM140 159H143V160H144V158H140ZM160 159H161V158H160ZM175 159H176V158H175ZM183 159H184V158H183ZM11 160H12V159H11ZM14 160L16 161V159H14ZM21 160H23V159H21ZM44 160H45V159H44ZM51 160H52V159H51ZM53 160L55 161L56 159L53 158ZM90 160H91V159H90ZM97 160H98V159H97ZM105 160H107V159H104V160H102V161H105ZM113 160H115V159L113 158ZM147 160H148V159H147ZM147 160H146V161H147ZM153 160H154V159H153ZM156 160L159 161V159H156ZM161 160H162V159H161ZM169 160H171V159H169ZM3 161H4V160H3ZM15 161H14V162H15ZM18 161H19V160H18ZM77 161H78V160H77ZM95 161H96V160H95ZM116 161H117V159H116ZM138 161H139V160H138ZM149 161H150V160H149ZM167 161H168V160H167ZM14 162H13V163H14ZM41 162H42V159H41ZM49 162H51V161H49ZM57 162H58V161H57ZM57 162H55V163L57 164ZM59 162H60V160H59ZM62 162H63V161H62ZM70 162H71V161H70ZM79 162H80V161H79ZM93 162H94V161H93ZM134 162H135V161H134ZM172 162H173V161H171V163H172ZM1 163H2V162H1ZM17 163H18V162H17ZM19 163H20V161H19ZM51 163H52V162H51ZM63 163H64V162H63ZM65 163H66V162H65ZM65 163H64V164H65ZM68 163H69V162H68ZM72 163H73V162H72ZM77 163H78V162H77ZM114 163H115V162H114ZM116 163H118V162H116ZM116 163H115V164H116ZM140 163H141V162H140ZM164 163H165V162H164ZM169 163H170V162H169ZM171 163H170V164H171ZM181 163H182V161H181ZM2 164H3V163H2ZM23 164H24V163H23ZM45 164H46V163H45ZM45 164H44V162H43V164H41V165H45ZM48 164H49V163H48ZM61 164H62V163H61ZM61 164H60V165H61ZM80 164H81V163H80ZM84 164H85V162H84ZM105 164H106V163H105ZM115 164H113V165H114V168H115ZM118 164H119V163H118ZM132 164H134V163H132ZM132 164H131V168H130V166H129L130 169H133V168H132ZM141 164H142V163H141ZM143 164H144V163H143ZM146 164H147V163H146ZM162 164H163V163H162ZM5 165H6V164H5ZM12 165H13V164H12ZM16 165H17V164H16ZM25 165H26V164H25ZM35 165H36V164H35ZM38 165H40V164H38ZM38 165H36V166L38 167ZM53 165H54V164H53ZM62 165H63V164H62ZM82 165H83V164H82ZM85 165H86V164H85ZM90 165H92V164H90ZM93 165H94V163H93ZM110 165H111V164H110ZM124 165H125V163H124ZM126 165H128V164H126ZM152 165H153V164H152ZM156 165H157V164H156ZM160 165H161V164H160ZM160 165H159V166H160ZM173 165H174V164H173ZM22 166H23V165H22ZM26 166H27V165H26ZM29 166H30V165H29ZM55 166H56V165H55ZM78 166H79V167H76V168L79 169L81 166H80V165H78ZM87 166H88V165H87ZM100 166H101V165H100ZM107 166H109V165H107ZM116 166H117V165H116ZM136 166H138V165H136ZM153 166H155V165H153ZM153 166H152V167H153ZM159 166H158V167H159ZM163 166H164V165H163ZM167 166H168V165H167ZM176 166H177V165H176ZM183 166H184V164H183ZM2 167H3V166H2ZM16 167L18 168V166H16ZM30 167H31V166H30ZM42 167H43V166H42ZM42 167H41V168H42ZM44 167H45V166H44ZM53 167H54V166H53ZM57 167H58V165H57ZM62 167H63V166H62ZM67 167H68V165H67ZM103 167H104V166H103ZM103 167H102V168H103ZM111 167H112V166H111ZM111 167H110V168H111ZM133 167H134V166H133ZM155 167H156V166H155ZM155 167H154V168H155ZM172 167H174V166H172ZM178 167H179V165H178ZM180 167H181V166H180ZM4 168H6V167L4 166ZM19 168H20V167H19ZM28 168H29V167H28ZM34 168H35V166H34ZM84 168H85V167H84ZM89 168H90V167H89ZM91 168H92V167H91ZM93 168L96 169V167H94V166H93ZM93 168H92V169H93ZM106 168H107V167H106ZM123 168L126 169V167H124V166H123ZM129 168H127V169H129ZM135 168H136V167H135ZM147 168H148V167H147ZM154 168H153V169H154ZM160 168H163V167L161 166ZM0 169H1V168H0ZM14 169H15V168H14ZM14 169H13V170H14ZM47 169H48V168H47ZM49 169H50V168H49ZM51 169H53V168H51ZM57 169H60V167H58ZM95 169H94V171H95ZM99 169H100V168H99ZM99 169H98V170H99ZM104 169H105V168H104ZM104 169H102V170H104ZM111 169H112V168H111ZM118 169H119V168H118ZM130 169H129V170H130ZM148 169H149V168H148ZM153 169H150V170L152 171ZM155 169H156V168H155ZM163 169H164V168H163ZM166 169H167V168H166ZM170 169H171V168H170ZM181 169H183V168H181ZM4 170H5V169H4ZM4 170H2V171H4ZM6 170H7V169H6ZM17 170H18V169H17ZM36 170H37V172H38V170H41V169H40V167H39V168H37ZM44 170H45V169L43 168V171H44ZM54 170H56V169H54ZM135 170H136V169H135ZM140 170H141V169H140ZM143 170H144V169H143ZM150 170H148V172H149ZM161 170H162V169H161ZM168 170H169V169H168ZM172 170H173V169H172ZM176 170H177V169H176ZM30 171H31V170H30ZM60 171H61V170H60ZM116 171H117V169H116ZM130 171H132V170H130ZM137 171H138V170H137ZM146 171H147V170H146ZM146 171H145V172H146ZM178 171H179V170H178ZM180 171H181V170H180ZM205 171H206V170H205ZM205 171H204V172H205ZM235 171H236V170H235ZM26 172H27V171H25V173H26ZM31 172H32V171H31ZM33 172H35V171H33ZM33 172H32V173H33ZM44 172H45V171H44ZM46 172H47V171H46ZM55 172H56V171H55ZM55 172H54V174L51 172V173L54 175V177H55V175H56ZM65 172H66V170H65ZM141 172H142V171H141ZM155 172H156V171H155ZM173 172H174V171H173ZM186 172H187V171H186ZM5 173H7V172H5ZM5 173H3V174H5ZM9 173H10V172H9ZM15 173H16V172H15ZM20 173H21V172H20ZM41 173L43 174L42 171H41ZM48 173H49V172H48ZM121 173H122V172H121ZM124 173H125V172H124ZM128 173H130V172H128ZM131 173H132V172H131ZM131 173H130V174H131ZM151 173H153V172H151ZM151 173H150V174H151ZM160 173H161V172H160ZM13 174H14V173H13ZM17 174H18V173H17ZM26 174H27V173H26ZM29 174H30V173H29ZM29 174H27V175H29ZM36 174H38V173H36ZM36 174H35V176H36ZM39 174H40V172H39ZM39 174H38V175H39ZM44 174H45V173H44ZM44 174H43V176H44ZM49 174H50V173H49ZM49 174H48V175H49ZM52 174H51V175H52ZM119 174H120V173H119ZM136 174L139 176L138 172H137ZM145 174H146V173H145ZM156 174H157V173H156ZM156 174H155V175H156ZM170 174H171V173H170ZM196 174H197V173H196ZM10 175H11V174H10ZM23 175H24V174H23ZM32 175H33V174H32ZM40 175H41V174H40ZM46 175H47V173H46ZM48 175H47V178L50 179ZM58 175H59V172H58ZM58 175H57V176H58ZM62 175H63V174H62ZM122 175H123V174H122ZM122 175H121V176H122ZM124 175H125V174H124ZM132 175H133V174H132ZM142 175H143V174H142ZM153 175H154V174H153ZM157 175H159V174H157ZM165 175H169V173H168V174H167V173H166V174L164 173V177H163V178H166ZM181 175H182V174H181ZM181 175H179V176H181ZM189 175L191 176L190 173H189ZM189 175H188V176H189ZM201 175H202V174H201ZM16 176H17V175H16ZM20 176H22V174H21ZM20 176H19V178H20ZM30 176H31V175H30ZM35 176H34V177H35ZM119 176H120V175H119ZM119 176H118V177H119ZM143 176H145V175H143ZM160 176H161V174H160ZM170 176H172V175H170ZM170 176H169V177H170ZM203 176H204V175H203ZM206 176H207V175H206ZM12 177H15V176H14V175L11 176V180L13 179ZM25 177H26V175L24 176L23 179H25ZM27 177H28V176H27ZM58 177H59V176H58ZM65 177H66V176H65ZM65 177H64V178H65ZM147 177H148V175H147ZM172 177H173V176H172ZM172 177L169 178V180H170V179H171V180H174V179H172ZM182 177H183V176H182ZM6 178H7V177H6ZM16 178H18V177H16ZM35 178H36V177H35ZM40 178H42V177H40ZM51 178H52V177H51ZM127 178H128V180H129V176H128ZM133 178H134V177H132V180H135V178H134V179H133ZM136 178H137V177H136ZM167 178H168V176H167ZM167 178H166L165 180H166L167 184L169 185V180H167ZM192 178H193V177H192ZM196 178H197V176H196ZM200 178H204V177L201 176ZM208 178H209V177H208ZM20 179H22V177H21ZM27 179H29V178H27ZM36 179H38V178H36ZM59 179H60V178H59ZM120 179H124V178L121 177ZM141 179H142V181H143V178H141ZM160 179H161V178H160ZM194 179H195V178H193V180H194ZM8 180L10 181V179H7V181H8ZM32 180H34V178H33ZM38 180H39V179H38ZM40 180H41V179H40ZM57 180H58V178H57ZM61 180H62V177H61ZM63 180H64V179H63ZM65 180H66V178H65ZM137 180H138V179H137ZM145 180H146V179H145ZM155 180H157V179H155ZM171 180H170V181H171ZM175 180H176V179H175ZM180 180H181V179H180ZM7 181H6V183L9 182V181H8V182H7ZM16 181H17V179H16ZM58 181H59V180H58ZM113 181H114V180H113ZM115 181H116V180H115ZM124 181H127V180H124ZM149 181H150V180H149ZM176 181H177V180H176ZM181 181H182V180H181ZM185 181H186V180H185ZM202 181H203V180H202ZM12 182H13V181H12ZM12 182H11V183H12ZM25 182H26V181H25ZM29 182H30V181H29ZM32 182H33V181H32ZM35 182H36V181H35ZM53 182H55V181H53ZM59 182H60V181H59ZM64 182H65V181H64ZM118 182H122V181H118ZM127 182H128V181H127ZM129 182H130V181H129ZM135 182H136V181H134V183H135ZM155 182H156V181H155ZM155 182L153 181V183H155ZM166 182H165V183H166ZM193 182H194V181H193ZM197 182H199V181H197ZM200 182H201V181H200ZM262 182H263V181H262ZM2 183H3V182H2ZM6 183H5V184H6ZM16 183H17V182H16ZM16 183H15V184H16ZM36 183H37V182H36ZM55 183H56V182H55ZM61 183H62V182H61ZM61 183H60V184H61ZM136 183H137V186L139 187V186L142 185L141 183H143V182H140L141 185H138L139 182H136ZM145 183H146V182H145ZM147 183H149V182H147ZM165 183H163V185H164ZM172 183H174V182H172ZM195 183H196V182H195ZM195 183H194V184H195ZM221 183H222V182H221ZM5 184H4V185H5ZM9 184H10V182H9ZM22 184H23V183H22ZM22 184H20V185H22ZM28 184H29V183H28ZM30 184H31V183H30ZM30 184H29V185H30ZM32 184H33V183H32ZM65 184H66V183H65ZM119 184H120V183H119ZM119 184H118V186H119ZM124 184H125V183H124ZM130 184H131V183H130ZM130 184L128 183V186H130ZM143 184H144V183H143ZM155 184H156V183H155ZM167 184H166V186H167ZM177 184H178V181H177ZM179 184H180V183H179ZM179 184H178V186L176 185V186L178 187V189L180 188ZM185 184H186V183H185ZM199 184H200V183H199ZM245 184H246V183H245ZM248 184H249V183H248ZM248 184H247V187L249 186ZM7 185H8V184H7ZM25 185H26V184H25ZM29 185H28V186H29ZM132 185H133V184H132ZM132 185H131V186H132ZM144 185H145V184H144ZM147 185H148V184H147ZM156 185H158V184H156ZM232 185H233V184H232ZM237 185H238V184H237ZM8 186H10V185H8ZM11 186H12V185H11ZM11 186H10V187H11ZM16 186H17V185H16ZM23 186H24V185H23ZM31 186H32V185H31ZM39 186H40V185H39ZM39 186H38V187H39ZM64 186H65V185H64ZM109 186H110V185H109ZM120 186H123V188H124L123 183H122V185H120ZM120 186H119V187H120ZM126 186H127V185H126ZM164 186H165V185H164ZM169 186H170V185H169ZM169 186H167V187L171 189V192L174 191V193H175V190L177 191L176 188H174V189L171 188L172 185H171L170 187H169ZM186 186H187V185H186ZM186 186H185V188H187ZM194 186H195V185H194ZM199 186H200V185H199ZM222 186H223V185H222ZM235 186H236V185H235ZM18 187H19V184H18ZM43 187H44V186H43ZM60 187L62 188L63 185L60 186ZM115 187H116V185H115ZM134 187H136V184H134ZM144 187H145V186H144ZM144 187H143V185H142V187H141V188H142V191H143ZM154 187H155V186H154ZM157 187H159V186H156V187H155V188H156V191L158 190ZM183 187H184V186H183ZM189 187H190V186H189ZM251 187H252V186H251ZM251 187H250V188H251ZM3 188H4V187H3ZM13 188H14V187H12V189H13ZM16 188H17V187H16ZM24 188L26 189V187H24ZM28 188H29V187H28ZM61 188H60V189H61ZM130 188H131V187H130ZM130 188L127 187V192H128V189L130 190ZM155 188H154V190H155ZM218 188H219V187H217V189H218ZM223 188H224V187H223ZM231 188H232V187H231ZM234 188L236 189V187H234ZM237 188H239V187H237ZM241 188H242V187H241ZM248 188H249V187H248ZM30 189H31V188H30ZM33 189H34V188H33ZM105 189H106V188H104V190H105ZM107 189H108V188H107ZM111 189H112V188H111ZM116 189H117V187H116ZM121 189H122V187H121ZM121 189H118V190H119V191H122ZM125 189H126V188H125ZM133 189H135V188H133ZM133 189H131V191H132ZM137 189L139 190V188H137ZM160 189L162 190V186H161V188H159V190H160ZM164 189H165V188H164ZM166 189H167V188H166ZM190 189H191V188H190ZM232 189H233V188H232ZM232 189H230V190L232 191ZM246 189H247V188H246ZM256 189H257V188H256ZM262 189H263V188H262ZM2 190H3V189H2ZM5 190H6V189H5ZM14 190H15V189H14ZM16 190H17V189H16ZM18 190H21V189H18ZM26 190H28V189H26ZM26 190H25V191H26ZM39 190H40V188H39ZM39 190H38V191H39ZM108 190H110V189H108ZM108 190H107V191H108ZM148 190H149V189H148ZM154 190H153V191H154ZM187 190H189V188H188ZM187 190H186V192H188ZM191 190H192V189H191ZM191 190H189V191H191ZM239 190H241V189H239ZM243 190H245V189H243ZM257 190H258V189H257ZM11 191H12V190H10L9 192H11ZM107 191H105V192H107ZM110 191H111V190H110ZM115 191H116V190H115ZM115 191H114V192H115ZM131 191H129V192H131ZM133 191H136V190H133ZM180 191H181V190H180ZM217 191H218V190H217ZM233 191H234V190H233ZM233 191H232V192H233ZM236 191H237V189H236ZM236 191H234V193H233L234 195H236V193H235ZM241 191H242V190H241ZM247 191L249 192L250 190H247ZM1 192H2V191H1ZM15 192L17 193V192H19V191H15ZM15 192H14V193H15ZM27 192H28V191H27ZM34 192H35V191H34ZM34 192H32V193H34ZM123 192H124V189H123ZM138 192H141V191H136V194H135V195L138 196V194H137ZM144 192H145V191H144ZM144 192H143V193H144ZM158 192H159V191H158ZM158 192H157V193H158ZM163 192H164V196H165V199H166V196H167V194L165 195L166 190H164ZM181 192H183V191H181ZM232 192H231L230 194H232ZM239 192H240V191H239ZM244 192H245V191H244ZM256 192H257V191H256ZM14 193H13V195H14ZM21 193H22V192H21ZM35 193H37V192H35ZM101 193H103V195H104V192H103V191H101ZM125 193H126V192H125ZM132 193H133V192H132ZM184 193H185V192H184ZM184 193H182V194H184ZM210 193L212 194V192H210ZM251 193H252V192H251ZM258 193H259V192H257V194H258ZM260 193H262V192H260ZM6 194H7V193H5V195H6ZM19 194H20V193H19ZM26 194H27V193H26ZM30 194H31V193H30ZM87 194H88V193H87ZM87 194L84 195V196H85V197H83L84 200H85V198H86L87 196L90 195V194H88V195H87ZM108 194H109V191H108ZM128 194H129V193H126V195H128ZM130 194H131V193H130ZM133 194H134V193H133ZM133 194H131V196H132ZM148 194H149V193H148ZM153 194H154V192H153ZM153 194H152V195H153ZM161 194H162V193H161ZM168 194H169V192H168ZM171 194H173V193H171ZM182 194H181V197L183 198V196H185V194H184V195H182ZM186 194H187V193H186ZM215 194L217 195V193H215ZM230 194H228V195H230ZM240 194H241V193H240ZM253 194H254V196H252V197H254V201H255V197H256V196H255V193H253ZM262 194H263V197H264V193H262ZM262 194H261V196H262ZM11 195H12V194H11ZM20 195H21V194H20ZM80 195H81V194H80ZM82 195H83V194H82ZM91 195H92V194H91ZM101 195H102V194H101ZM109 195H110V194H109ZM111 195H112V193H111ZM113 195H115V194H113ZM135 195H133L132 198H134V199L137 198V196L135 197ZM144 195H145V194H144ZM146 195H147V193H146ZM159 195H160V194H159ZM159 195H156V197L158 196V197L160 198L161 195H160V196H159ZM219 195H220V194H219ZM219 195H217V196H219ZM225 195H226V192H225ZM225 195H224V193H223L224 198H226V197L228 196V195H227V196L225 197ZM237 195H239V193H237ZM250 195H251V194H250ZM17 196H19V195H17ZM78 196H79V195H78ZM92 196H93V195H92ZM92 196H91V197H92ZM99 196H100V195H98V198H99ZM105 196H106V195H105ZM105 196H104V197H105ZM117 196H118V193H117ZM124 196H125V194H124ZM128 196H130V195H128ZM154 196H155V195H154ZM186 196H187V195H186ZM186 196H185V198H186ZM211 196H212V195H211ZM223 196H222V198H223ZM242 196H243V195H242ZM15 197H16V196H15ZM30 197H31V196H30ZM34 197H35V196H34ZM34 197H33V198H34ZM81 197H82V196H81ZM111 197H112V196H111ZM111 197H110V199H111ZM113 197H114V196H113ZM139 197H140V194H139ZM147 197H148V196H146V198H147ZM162 197H163V194H162ZM177 197H178V196H177ZM215 197H216V196H215ZM232 197H233V196H231L230 199H232ZM235 197H236V196H234L233 199H234ZM250 197H251V196H250ZM258 197L261 198L259 195H258ZM263 197H262V198H263ZM11 198H12V197H11ZM20 198H22V197H20ZM20 198H19V199H20ZM124 198H125V197H124ZM124 198H123V199H124ZM130 198H131V197H130ZM132 198H131V199H132ZM149 198H152V197H149ZM167 198H168V196H167ZM182 198H181V199H182ZM207 198H208V197H207ZM213 198H214V197H213ZM216 198H217V197H216ZM219 198H220V199H219ZM219 198H218V200L222 201L221 197H219ZM228 198H229V196H228ZM259 198H258V199H259ZM17 199H18V198H17ZM26 199H28V198H26ZM34 199H36V198H34ZM87 199H88V197H87ZM90 199H91V198H90ZM92 199H93V197H92ZM99 199L102 200V197L99 198ZM106 199H107V198L105 197V199L103 200V203L105 202ZM108 199H109V198H108ZM131 199H130V202L132 201ZM137 199H138V198H137ZM139 199H140V198H139ZM157 199H158V198H157ZM162 199H164V198H161L160 200H162ZM238 199H239V197H238ZM247 199H251V198H248V195H247ZM263 199H264V198H263ZM36 200H37V199H36ZM78 200H79V199H78ZM120 200H121V199H120ZM127 200L129 201V199H127ZM148 200H149V199H148ZM154 200H155V199H154ZM154 200L152 199L153 202H154ZM160 200H159V201H160ZM178 200H179V199L176 200L177 203H178ZM235 200H236V199H235ZM252 200H253V199H252ZM85 201H86V200H85ZM87 201L89 202V200H87ZM91 201H92V200H91ZM121 201H122V200H121ZM139 201H141V199L138 200V203H141V202H139ZM144 201H145V200H144ZM146 201H147V200H146ZM152 201H150V202L152 203ZM166 201H167V199H166ZM171 201H172V200H170L169 203H170ZM179 201H182V200H179ZM184 201H187V199H185ZM213 201H214V200H213ZM229 201H230V200H229ZM229 201L226 200V204L223 203L224 201H223L222 203L226 206V205H228L227 203H228ZM232 201H233V200H232ZM243 201H244V200H241V203H243ZM249 201H250V200H248L247 203H250ZM257 201L261 202L260 200H256V202H257ZM41 202H42V201H41ZM82 202H84V201H82ZM88 202H86L85 205H86ZM98 202H99V201H98ZM117 202H118V201H116L115 203H117ZM132 202H133V201H132ZM132 202H131V205H132ZM163 202H165V200H163ZM230 202H231V201H230ZM230 202H229V205H230ZM233 202H234V201H233ZM236 202H237V203H240V202H238L237 200H236ZM78 203H80V202H78ZM89 203H90V202H89ZM89 203H88V204H89ZM91 203H93V202H91ZM111 203H113V200H111ZM134 203H135V202H134ZM134 203H133V204H134ZM147 203H148V201H147ZM156 203L159 205L160 203H162V201H161L160 203H158V200H156ZM181 203H182V202H181ZM216 203H217V201H216ZM222 203L220 202V204L223 206ZM237 203H236V204H237ZM247 203H245V204L247 205ZM251 203H252V202H251ZM251 203H250V205H251ZM262 203H264V202H261V204H262ZM25 204H26V200H25ZM94 204H96V202H95ZM106 204H107V200H106ZM124 204H125V203H124ZM124 204H123V205H124ZM129 204H130V203H129ZM170 204H172V203H170ZM170 204H168V205H170ZM217 204H218V203H217ZM217 204H216V205H217ZM220 204H219V205H220ZM231 204H232V203H231ZM234 204H235V203H234ZM257 204H258V202H257ZM91 205H92V204H91ZM103 205H104V206H102V205L99 204L100 207L107 208V207H105V204H103ZM110 205H111L110 202H108V205H106V206H109V207H108L109 210H110V209H112V210L114 209V210H115V208H114V207L111 208L112 206H110ZM113 205H114V204H113ZM116 205H117V204H116ZM118 205H119V203H118ZM118 205H117V206H118ZM134 205H135V204H134ZM140 205H142V203H141ZM140 205H139V206H140ZM158 205H156V206H158ZM174 205H175V204H174ZM178 205H179V204H178ZM178 205H177V206H178ZM219 205H218L219 208L217 207V211H218V210L220 209V207H221V205H220V206H219ZM232 205H233V204H232ZM240 205H241V209L243 210V209H244V208H243L244 203H243V204H239V205L237 204L238 207H239ZM259 205H260V204H259ZM262 205H263V204H262ZM262 205H261V206H262ZM77 206L79 207L80 205H77ZM92 206H93V205H92ZM92 206H91V207H92ZM120 206H122V205H119V208H121ZM136 206H137V204H136ZM153 206H154V204H153ZM160 206H161V204L159 205V207H160ZM162 206H163V207H161V208H164V204H163V203H162ZM170 206H173V205H170ZM177 206L175 205V207H174V206H173V207L176 208ZM179 206L182 207V206H184V205H182V206L179 205ZM214 206H215V205H214ZM255 206H256V205H255ZM60 207H61V206H60ZM73 207H74V206H73ZM78 207H77V208H78ZM80 207H81V206H80ZM86 207H87V205H86ZM91 207L89 208V211H88L89 214H91V215H92V213H93V212H92L93 210H95V209L99 210L98 208L95 207V205L93 206L95 209H93V207H92V208H91ZM97 207H98V206H97ZM123 207H124V206H123ZM125 207H127V206H125ZM133 207H134V206H132V209H133ZM140 207H141V206H140ZM140 207H138V208H139V210L142 211V213H143L144 210H143V209L141 210ZM142 207H143V206H142ZM167 207H168V206H166V208H167ZM180 207H177V208H180ZM230 207L232 208L231 205H230ZM234 207H235V206L233 205V209H236V208H234ZM244 207L246 208L247 206H244ZM252 207H253V206H252ZM58 208H59V207H58ZM75 208H76V207H75ZM108 208H107V209H108ZM136 208H137V207L134 208V209L136 210V213L133 212L134 210L131 212V210H132L131 207L128 208V210L130 209V210L128 211V214L131 215V217L133 216V214H130V213H135L136 215H135V214H134V215H135V216H138V214H137L138 210H137ZM145 208H146V206H145ZM145 208H144V209H145ZM149 208H150V207H149ZM155 208H156V207H155ZM155 208H154V209H155ZM169 208L171 209V207H169ZM177 208H176V210H177ZM222 208H223V207H222ZM222 208H221V209H222ZM231 208H230V209H231ZM79 209L82 211V208H79ZM85 209H86V208H85ZM85 209H84V210H85ZM91 209H93V210L91 211ZM100 209H101V208H100ZM102 209H103V208H102ZM116 209H117V208H116ZM154 209H153V211H154ZM181 209H182V208H180V209H179L180 211L178 210V212H181ZM183 209H184V208H183ZM226 209L229 210L228 206H227ZM226 209H225V210H226ZM233 209H231V210H233ZM251 209H252V208H250V210H251ZM256 209H257V208H256ZM71 210H72V209H71ZM80 210H78V211H80ZM87 210H88V208H87ZM97 210H95V212H97V214H99L100 211H97ZM103 210H105V209H103ZM103 210H101V211H103ZM109 210H108V211L106 210V211H107L106 213H108V212L111 211V210H110V211H109ZM117 210H118V209H117ZM126 210H127V209H126ZM155 210H157V208H156ZM158 210H160V209H158ZM158 210H157V211H158ZM171 210L174 211L173 209H171ZM213 210H214V208H213ZM225 210H224V211H225ZM228 210H227V211H228ZM242 210H239V212L242 211ZM246 210H247V209H246ZM260 210L263 211L262 207H261ZM74 211L76 212V209H75ZM74 211H73V214L75 215L76 213H74ZM90 211H91L92 213H90ZM119 211H120V210H119ZM161 211H162V210H161ZM164 211H165V210H164ZM164 211H163V212H164ZM172 211H170V213H171ZM182 211H183V210H182ZM184 211H185V209H184ZM184 211H183V212H184ZM219 211H220V210H219ZM219 211H218V212H219ZM227 211H225V212H227ZM235 211H236V210H235ZM235 211L233 210L234 214L236 213ZM252 211H253V209H252ZM262 211H261V212H262ZM82 212H84V211H82ZM82 212H81V213H82ZM98 212H99V213H98ZM113 212H115V211H113ZM113 212H112V213H113ZM129 212H130V213H129ZM148 212H149V211H148ZM151 212H152V211H151ZM151 212L149 213L150 216H149V215H148V216L146 215V216H147V217L145 218L146 220H148L149 217L151 218V215H152ZM163 212H162V213H163ZM178 212L176 211V213L178 214V216L175 217V219H176V218H179V215H180V214H179ZM222 212H223V211H222ZM228 212H230V211H228ZM245 212H247V211H245ZM59 213H60V211H59ZM85 213H86V211H85ZM121 213H122V211H120V214H121ZM142 213H141V214H142ZM144 213H145V212H144ZM155 213H156V212L154 211V215L157 216L156 214H157L158 212H157L156 214H155ZM159 213L161 214V212H159ZM164 213H166V212H164ZM170 213H169V214H170ZM204 213H205V212H204ZM214 213H217V212L214 211ZM220 213H221V212H220ZM237 213H238V212H237ZM249 213H250V211H249ZM249 213L247 212L248 216H249ZM251 213H253V212H251ZM73 214H72V216H73V218H74V215H73ZM77 214H78V213H77ZM89 214L86 213V214H83V215H85L86 218H87V215L89 216ZM95 214H96V213H95ZM115 214H116V212H115ZM117 214H118V213H117ZM126 214H127V212L125 213V215H126ZM139 214H140V213H139ZM146 214H147V213H146ZM223 214H224V213H223ZM228 214H231V212L228 213ZM258 214H259V213H257V215H258ZM262 214H263V213H262ZM63 215L65 216V214H63ZM79 215H80V214H79ZM83 215H80V217H82ZM93 215H94V214H93ZM100 215H101V213H100ZM102 215H103V214H102ZM102 215H101V216H102ZM106 215H107V214H106ZM109 215L111 216V215H113V214H109ZM154 215H153V216H154ZM163 215H164V214H163ZM181 215H182V214H181ZM183 215H186V214L183 213ZM203 215H204V214H203ZM214 215H215V214H214ZM214 215H212V216H214ZM217 215H218V213H217ZM221 215H222V214H221ZM232 215H233V214H232ZM243 215L245 216L246 213H244ZM243 215H242V214L239 215V216H240V217H239V218H240L239 221H241V219H242V220L244 219L243 217L241 218V216H243ZM257 215H256V216H257ZM61 216H62V215H61ZM64 216H62V218H63ZM67 216H68V215H66V217H67ZM85 216H84V217H85ZM110 216H109V217H110ZM116 216H117V215H116ZM118 216H120V215H118ZM126 216H127V215H126ZM126 216H124V217H126ZM140 216H141V215H140ZM155 216H154V218H156V219H157V217L159 218V216H157V217H155ZM210 216H211V214H210ZM226 216H227V214L225 213V216H224V217H226ZM234 216H235V215H234ZM234 216H233V217H234ZM250 216H252V215L250 214ZM259 216H260V215H258L257 217L259 218ZM68 217L71 219L70 216H68ZM76 217H77V215H76ZM76 217H75V218H76ZM92 217H93V216H92ZM97 217H98V216H97ZM127 217H128V216H127ZM133 217H134V216H133ZM133 217H132V218H133ZM138 217H139V216H138ZM144 217H145V216H144ZM144 217H143V218H144ZM166 217H167V216H166ZM180 217H182V216H180ZM183 217H184V216H183ZM202 217H203V216H202ZM214 217L216 218L217 216H214ZM219 217H220V216H219ZM219 217H217V218H219ZM221 217L223 218V216H221ZM221 217H220L219 220H222ZM227 217H228V218H227ZM227 217H226V219L228 220V222H229V220H232V218H231L232 216L230 217V216L228 215ZM252 217H253V216H252ZM64 218H65V217H64ZM69 218H68V219H69ZM73 218H72V219H73ZM75 218H74V219H75ZM78 218H79V217H78ZM110 218H112V216H111ZM113 218H114V217H113ZM119 218H120V217H119ZM132 218H131V220H132ZM143 218H142V219H143ZM150 218H149V220H150ZM203 218H208V217H207V215H206V217L204 216ZM254 218L256 219V217H254ZM258 218H257V219H258ZM59 219H60V218H59ZM72 219H71V221H75V220H72ZM79 219H80V218H79ZM82 219H83V218H82ZM82 219H81V220H82ZM84 219H85V218H84ZM90 219H91V217H90ZM116 219H118V218L116 217ZM116 219H115V220H116ZM122 219H123V218H122ZM136 219H137V218H136ZM142 219H141V220H142ZM145 219H144V220H145ZM151 219H152V218H151ZM159 219H160V218H159ZM161 219H162V216H161ZM167 219H168V218H167ZM199 219L201 220V218H199ZM223 219H224V218H223ZM233 219H235V217H234ZM246 219H247V218H246ZM262 219H263V218H262ZM94 220H95V217H94ZM94 220H93V221H94ZM102 220H103V219H102ZM105 220H107V218H106ZM108 220H109V219H108ZM152 220H153V219H152ZM180 220H181V219H180ZM202 220H203V219H202ZM202 220H201V221H202ZM227 220H226L225 223H227ZM63 221H64V219H63ZM67 221H68V220H67ZM71 221H69L70 224H71ZM83 221H85V220H83ZM88 221L90 222L89 219H88ZM93 221H92V222H93ZM97 221H101V220H99V218H98ZM111 221H112V220H111ZM116 221H117V220H116ZM119 221H120V219H119ZM125 221H127V220H125ZM129 221H130V220H129ZM134 221H136V220H133V222H134ZM137 221H138V220H137ZM137 221H136V222H137ZM139 221H140V218H139ZM142 221H143V220H142ZM142 221H141V223H142ZM161 221H162V220H161ZM161 221H160V222H161ZM173 221H174V219H173ZM173 221H172V223H174ZM176 221H178V220H176ZM198 221H199V220H198ZM205 221H207V220H205ZM208 221H209V220H208ZM239 221H236L235 224H237V222H239ZM247 221H248V220H247ZM250 221H251V220L249 219V222H250ZM253 221H254V220H253ZM263 221H264V220H263ZM69 222H66L67 225L69 224ZM78 222L80 223V225H83V224H81V223H84V222H82V221L80 222V220H78ZM103 222H104V221H103ZM121 222H122V220H121ZM144 222H145V221H143V223H144ZM169 222H171V220H170ZM195 222H196V221H195ZM199 222H200V221H199ZM220 222H221V221H220ZM222 222H224V221H222ZM222 222H221V224H222ZM241 222H242V221H241ZM241 222H240V223H241ZM243 222H244V221H243ZM261 222H262V221H261ZM60 223H61V222H60ZM64 223H65V222H64ZM79 223H77V224H79ZM85 223H86V222H85ZM93 223H98V222H93ZM101 223H102V221H101ZM101 223H98V224H101ZM105 223H106V222H105ZM126 223H128V222H126ZM172 223H171V224H172ZM205 223H206V222H205ZM209 223H210V222H209ZM209 223H207L206 225H209ZM218 223H219V221H218ZM250 223H251V222H250ZM253 223H254V222H253ZM253 223H252V224H253ZM263 223H264V222H263ZM89 224H90V223H89ZM102 224H103V223H102ZM102 224H101V225H102ZM109 224H110V223H109ZM123 224H124V223H123ZM139 224H140V223H139ZM167 224H168V220H167ZM196 224H197V223H196ZM198 224H199V223H198ZM215 224H216V223H215ZM215 224H214V225H215ZM229 224H230V223H229ZM241 224H242V223H241ZM244 224H245V223H244ZM244 224H243V225H244ZM56 225H57V224H56ZM67 225H65V226H67ZM85 225H86V224H85ZM96 225H97V224H96ZM103 225H104V224H103ZM133 225H134V224H133ZM157 225H158V224H157ZM160 225H161V223H160ZM164 225H165V224H164ZM172 225H173V224H172ZM174 225H176V224H174ZM174 225H173V226H174ZM179 225H180V224H179ZM186 225H187V224H186ZM186 225H185V226H186ZM211 225H212V224H211ZM219 225H220V224H219ZM219 225L217 226V224H216L217 227H219ZM225 225H226V226H225ZM231 225H232V223H231ZM237 225H238V227H239V224H237ZM61 226H63V225H61ZM65 226H63L64 229H65ZM92 226H93V224H92V225L90 224V228H92ZM105 226H106V225H105ZM126 226H127V225H126ZM128 226L131 227L130 224H128ZM128 226H127V230H128ZM161 226H162V225H161ZM166 226H167V225H166ZM183 226H184V225H183ZM200 226H201V224H200ZM216 226H214V227L211 226V227L215 229V228H217ZM222 226H223V228H224V227H227L228 224H224V225H222ZM252 226H253V225H252ZM50 227H51V225H50ZM54 227H55V226H54ZM59 227H60V226H59ZM63 227H62V228H63ZM67 227H69V226H67ZM73 227H74V226H73ZM86 227H87V225H86ZM94 227H96V226H94ZM97 227H98V226H97ZM111 227H112V225H111ZM124 227H125V226H124ZM124 227H123V228H124ZM133 227H134V226H133ZM139 227H140V226H139ZM142 227H143V226H142ZM152 227H154L153 224H152ZM156 227H157V226H156ZM156 227H154V228H156ZM168 227H170V226H168ZM168 227H167V228H168ZM171 227H172V226H171ZM194 227H195V226H194ZM194 227L192 226V228H194ZM211 227H210V228H211ZM232 227H233V226H232ZM232 227H231V228H232ZM245 227H246V226H245ZM60 228H61V227H60ZM60 228H59V231L62 230V229L60 230ZM69 228H70V227H69ZM74 228H75V227H74ZM83 228H84V227H83ZM83 228H82V229H83ZM99 228H100V227H99ZM120 228L122 229V227H120ZM120 228H119V229H120ZM150 228H151V227H150ZM158 228H159V227H158ZM158 228H157V229H158ZM163 228H164V227H163ZM165 228H166V227H165ZM165 228H164L163 230H165ZM167 228H166V230H167ZM197 228H198V225H197ZM197 228H195V229H197ZM203 228H204V227H203ZM210 228H209V229H210ZM212 228H211V229H212ZM234 228L237 229V227H235V226H234ZM234 228H233V229H234ZM241 228H242V227H241V225H240V227H239L238 229H241ZM247 228H248V227H247ZM251 228H253V227H251ZM251 228H250V229H251ZM48 229H50V228H48ZM55 229H56V230H55V232H56V231H57V228H55ZM64 229H63V230H64ZM67 229H68V228H67ZM70 229H71V228H70ZM77 229H78V226H77ZM79 229H80V228H79ZM86 229H88V227H87ZM102 229H103V228H102ZM113 229H114V228H113ZM115 229H116V228H115ZM130 229H131V228H130ZM145 229H146V228H145ZM160 229H161V228H160ZM160 229H159V230H160ZM170 229L173 230V227L170 228ZM189 229H191V226H190ZM209 229H208V230H209ZM225 229H226V231H230V230H227V228H225ZM229 229H230V228H229ZM238 229H237V231H238ZM243 229L246 230L245 228H243ZM250 229H247L246 231L248 232V231H250ZM52 230H53V229H52ZM91 230H92V229H89V231H91ZM123 230H124V229H123ZM127 230H126V231H127ZM146 230H147V229H146ZM151 230H152V229H151ZM153 230H155V229H153ZM163 230H162V231H163ZM198 230H199V229H198ZM202 230H203V229H202ZM251 230H253V229H251ZM262 230H263V229H262ZM59 231H58V232H59ZM71 231H72V230H71ZM78 231H79V230H78ZM80 231H81V229H80ZM82 231H83V230H82ZM82 231H81V232H82ZM84 231H86V230L84 229ZM97 231H98V229H97ZM99 231H100V230H99ZM114 231H115V230H114ZM117 231H118V230H117ZM162 231H161V232H162ZM203 231L206 233L205 230H203ZM212 231H213V230H212ZM215 231H216V230H215ZM217 231H218V230H217ZM226 231H224V233H226ZM237 231H236V232H237ZM239 231H240V230H239ZM239 231H238V232H239ZM241 231H242V230H241ZM58 232L56 233V235L58 234ZM66 232H67V231H66ZM74 232H75V230H74ZM81 232H80V233H81ZM104 232H105V231H104ZM118 232H119V231H118ZM118 232H117V233H118ZM127 232H128V231H127ZM137 232H138V231H137ZM144 232H145V231H144ZM154 232H156V231H154ZM163 232H164V231H163ZM173 232H174V231H173ZM184 232H186V230H185ZM184 232H183V234H185ZM195 232H197V231L195 230L194 233H195ZM201 232H202V231H201ZM201 232H200V233L198 232V233H199V234H202ZM221 232H222V231H221ZM230 232H231V231H230ZM236 232L234 231L235 234H236ZM238 232H237V233H238ZM47 233H48V232H47ZM50 233H51V230H50ZM52 233H54V231H52ZM72 233H73V232H72ZM76 233H77V232H76ZM83 233H84V232H82V234H83ZM86 233L89 234V232H87V231H86ZM90 233H92V231H91ZM111 233H113V232H112V231H111L110 233L107 232V234H111ZM189 233H191V231H189ZM194 233H193V234H194ZM205 233H204V234H205ZM219 233H220V231H219ZM222 233H223V232H222ZM239 233H240V232H239ZM245 233H246V232H245ZM248 233H249V232H248ZM258 233H259V232H258ZM61 234H63V236H66L64 233H60V235H61ZM95 234H96V233H95ZM95 234L93 233L92 236L95 235ZM118 234H119V233H118ZM123 234H124V233H123ZM133 234H134V233H133ZM149 234H150V232H149ZM204 234H202V235H204ZM207 234H208V233H207ZM207 234H205L206 237L208 236ZM226 234H227V233H226ZM226 234H223V235L225 236ZM241 234H242V232H241ZM241 234H239V235H241ZM260 234H261V232H260ZM49 235H50V234H49ZM56 235L54 236L55 239H57V238H56ZM85 235H86V234H85ZM98 235H100V236H98V238H99V237H102V236H104V235H106V234L103 233L102 236H101V234H98ZM111 235H112V234H111ZM113 235H114V234H113ZM131 235H132V234H131ZM139 235H140V234H139ZM165 235H166V233H165ZM169 235H170V234H169ZM196 235H197V234H195L194 237H195ZM216 235H217V234H215V236H216ZM220 235H222V234H220ZM223 235H222V236H223ZM246 235H247V234H246ZM47 236H48V235H47ZM61 236H62V235H61ZM73 236H74V235H73ZM120 236H121V235H120ZM146 236H147V237H148V236H151V234H150V235H147V233H146ZM159 236L162 237V235H159ZM159 236H157V237H159ZM189 236H191V235H189ZM205 236H204V237H205ZM215 236H214V237H215ZM229 236H230V234H229ZM231 236H232V235H231ZM234 236H235V235H234ZM241 236H242V235H241ZM49 237H51V236H49ZM52 237H53V236H52ZM54 237H53V238H54ZM57 237H58V236H57ZM77 237H78V235H77L75 238H77ZM89 237H91V234H90V236L88 235V237H86L87 240L90 239ZM96 237H97V236H96ZM112 237H113V236H112ZM139 237H141V235H140ZM139 237H138V238H139ZM151 237H153V232H152V236H151ZM155 237H156V236H155ZM157 237H156V239H158ZM166 237H167V236H166ZM201 237H202V236H201ZM217 237H218V236H217ZM217 237H216V239H215L216 241H217V239H218L220 236H219L218 238H217ZM226 237H227V236H226ZM226 237H224V238H226ZM235 237H238V234H237ZM44 238H45V237H44ZM47 238H48V237H47ZM47 238H46V239H47ZM53 238H50V239H52V241H53ZM102 238H103V237H102ZM115 238H116V237H115ZM121 238H122V236H121ZM162 238H164V236H163ZM179 238H180V237H179ZM187 238H188V236H187ZM212 238H213V236H212ZM224 238H223V239H224ZM239 238H241V237H238V239H239ZM242 238H243V237H242ZM244 238H245V236H244ZM58 239H60V237H58ZM58 239H57V240H58ZM62 239H65V238H62ZM70 239H71V238H70ZM82 239H83V238H82ZM92 239H95L94 236H93ZM92 239H91V240H92ZM103 239H104V238H103ZM125 239H126V238H125ZM154 239H155V238H154ZM164 239H165V238H164ZM164 239H163V240H164ZM191 239L193 240L192 237H191ZM194 239H196V238H194ZM197 239H198V240L200 239V240H201V243H202V239H201L200 237L197 238ZM209 239H210V237H209ZM228 239L230 240L231 237H230V238H227V240H228ZM233 239H234V238H233ZM43 240H44V239H43ZM48 240H49V238H48ZM79 240H80V239H79ZM122 240H123V239H122ZM126 240H127V239H126ZM187 240H188V239H187ZM212 240H213V239H212ZM225 240H226V239H225ZM239 240H240V239H239ZM44 241H46V240H44ZM76 241H77V240H76ZM76 241H75V242H76ZM88 241H89V243H90V240H88ZM88 241H87V242H88ZM103 241H104V240H103ZM105 241H106V240H105ZM107 241H108V240H107ZM118 241H119V240H118ZM128 241H130V240H128ZM141 241H142V240H141ZM141 241H139V242H141ZM179 241H180V240H179ZM179 241H178V242H179ZM184 241H186V240H184ZM194 241H195V240H194ZM235 241H236V240H235ZM240 241H242V240H240ZM46 242H47V241H46ZM53 242H56V240L53 241ZM59 242H60V241H59ZM70 242H71V241H70ZM87 242H86V244H87V246H88V248H89L90 246H89V244H88ZM92 242H93V241H92ZM92 242H91V243H92ZM96 242H97V241H96ZM113 242H114V241H112V243H113ZM145 242H146V241H145ZM148 242H150V241H148ZM148 242H146V243H148ZM151 242H152V241H151ZM151 242H150V243H151ZM158 242H159V241H158ZM158 242H157V244H158ZM175 242H176V241H175ZM180 242H181V241H180ZM186 242H187V241H186ZM195 242H198V241H195ZM231 242H234V241H231ZM231 242H229V243H231ZM261 242H262V241H261ZM43 243H44V242H43ZM43 243H41V244H43ZM57 243H58V241H57ZM65 243H66V242H65ZM72 243H73V242H72ZM76 243H77V242H76ZM76 243H75V244H76ZM79 243H80V242H79ZM127 243H128V242H127ZM129 243H131V242H129ZM155 243H156V242L154 241V244H155ZM184 243H185V242H184ZM198 243H199V242H198ZM235 243H236V242H235ZM50 244H51V240H49V243H48L47 245L49 246ZM58 244H60V243H58ZM68 244H69V242H68ZM83 244H85V242H84ZM98 244H99V243H98ZM113 244H114V243H113ZM148 244H149V243H148ZM176 244H177V243H176ZM182 244H183V243H182ZM182 244H181V246H184V245H182ZM185 244H187V243H185ZM191 244H192V243H191ZM256 244H257V243H256ZM261 244H264V243L262 242ZM45 245H46V244H45ZM69 245H70V244H69ZM78 245H79V244H78ZM107 245H108V244H107ZM120 245H121V244H120ZM123 245H124V244H123ZM128 245H129V244H128ZM134 245H136V243H133V242H132V245L130 244V246H131L132 248H131L130 246H129V248L132 249L133 252H134V251L136 252L137 249H138L137 247H139V246H135V247H136V249H135V247H133ZM192 245H193V244H192ZM200 245H201V244H200ZM224 245H226V244H224ZM229 245H230V244H229ZM232 245H233V244H231V246H232ZM234 245H235V244H234ZM258 245H259V244H258ZM50 246H52V244H51ZM55 246H56V244H55ZM55 246H53V247H55ZM57 246H59V245H57ZM57 246H56V247H57ZM62 246H63V245H62ZM64 246H65V245H64ZM64 246H63V248H65ZM71 246H72V245H71ZM74 246H75V245H74ZM81 246H82V245H81ZM94 246H95V245H94ZM113 246H115V244H114ZM153 246H156V245H153ZM231 246H229V247H231ZM235 246H236V245H235ZM40 247H41V250H42V246H40ZM46 247H47V246H46ZM76 247H78V246H76ZM76 247H75L74 249H76ZM79 247H80V246H79ZM117 247H118V245H117ZM142 247H143V245H142ZM177 247H178V246H177ZM205 247H206V246H205ZM222 247H223V246H222ZM236 247H237V246H236ZM236 247H235V248H236ZM259 247H260V246H259ZM44 248H45V246L43 247V249H44ZM60 248H61V247H60ZM60 248H59V249H60ZM72 248H73V246H72ZM72 248H71V249H72ZM80 248H81V249H84V248H82V247H80ZM93 248H94V247H93ZM95 248H96V246H95ZM97 248H98V247H97ZM103 248H104V246H103ZM103 248H101V249L103 250ZM115 248H116V247H115ZM122 248H123V247H122ZM125 248L127 249V250H126V251H127L126 253H127V254H130V253H129V250H130V249L127 248V247H125ZM133 248H134V249H133ZM139 248H140V247H139ZM159 248H160V247H159ZM180 248H181V247H180ZM180 248L178 247V249L181 251ZM182 248H183V247H182ZM200 248H201V246H200ZM208 248H209V247H208ZM224 248H225V247H223L222 249H224ZM231 248H232V247H231ZM233 248H234V246H233ZM45 249H46V248H45ZM48 249H51V250H52L51 247H49ZM48 249H47V251H48ZM59 249H58V250H59ZM71 249H70V250H71ZM77 249H78V248H77ZM81 249H80V250H81ZM90 249H91V248H90ZM90 249H89V250H90ZM119 249H120V248L118 247V250H119ZM153 249H154V248H153ZM156 249H157V248H156ZM192 249H193V248H192ZM205 249H206V248H205ZM222 249H221L220 251H223ZM228 249H229V248H228ZM256 249H257V248H256ZM256 249H255V250H256ZM261 249H263L262 245H261ZM41 250H40V251H41ZM53 250L56 251V248H53ZM53 250H52V251H53ZM94 250H95V249H94ZM132 250H130V252H132ZM159 250H160V249H159ZM201 250H202V249H201ZM211 250H212V249H211ZM224 250H225V249H224ZM230 250H231V249H230ZM235 250H236V249H235ZM235 250H234V251H235ZM43 251H44V250H43ZM47 251H46V252H47ZM52 251L49 250L50 253H51ZM63 251H64V250H63ZM63 251H62V255H61V256H62V259H63V257H64V256H63V253H64V254L67 253V252H65V251L63 252ZM68 251H69V250H68ZM113 251H114V250H113ZM123 251H124V250H123ZM123 251H122V252H123ZM147 251H148V250H147ZM157 251H158V250H157ZM203 251H204V250H203ZM207 251H209V250L207 249ZM217 251H218V250H217ZM226 251H228V250H226ZM234 251H233V252H234ZM71 252H72L71 254H73V249L71 250ZM77 252H79V251H77ZM83 252H84V251H83ZM83 252H82V253H83ZM90 252H93L92 249L90 250ZM106 252H107V251H106ZM120 252H121V251L119 250L118 253H120ZM124 252H125V251H124ZM137 252L139 253V251H137ZM140 252H141V251H140ZM145 252H146V251H145ZM155 252H156V251H155ZM170 252L172 253L173 251H170ZM170 252H169V253H170ZM174 252H175V251H174ZM176 252H177V251H176ZM189 252H190V251H189ZM212 252H213V251H212ZM228 252H230V251H228ZM231 252H232V250H231ZM231 252H230V253H231ZM233 252H232V253H233ZM257 252H258V251H257ZM40 253H41V252H40ZM47 253H48V252H47ZM56 253H57V252H56ZM69 253H70V252H69ZM79 253H80V252H79ZM82 253H81V256L83 255ZM93 253H94V252H93ZM100 253H101V251H100ZM102 253H103V254H102ZM102 253H101L102 256H105V255H104V251H103ZM110 253H111V252H110ZM114 253H115V254H118V253H116V251H115ZM126 253H125V254H126ZM147 253H148V252H147ZM147 253H146V254H147ZM152 253H153V252H152ZM156 253H157V252H156ZM169 253H168V254H169ZM171 253L169 254V256L171 255ZM186 253H187V252H186ZM191 253H192V251H191ZM193 253H194V251H193ZM203 253H204V252H203ZM207 253H208V252H207ZM214 253H215V251H214ZM218 253H219V251H218ZM218 253L216 252L217 255L220 254V253H219V254H218ZM223 253H224V252H223ZM226 253H227V252H226ZM232 253H231V254H232ZM255 253H256V252H255ZM261 253H262V251H261ZM57 254H58V253H57ZM67 254H68V253H67ZM108 254H109V253H108ZM115 254H114V255H115ZM120 254H121V253H120ZM136 254H137V253H136ZM136 254H135V255H136ZM168 254H167V255H168ZM195 254H196V253H195ZM210 254L212 255V253H210ZM228 254H229V253H228ZM43 255H44V253H43ZM52 255H53V254H52ZM52 255H49V256L51 257ZM77 255H78V254H77ZM77 255H75V256L78 257ZM84 255H86L85 252H84ZM94 255H95V254H94ZM142 255H143L142 253L137 254V256H138L137 259H139L140 256H142ZM155 255H156V254H155ZM172 255L174 256V255H176V254L174 253V254H172ZM197 255H198V253H197ZM203 255H204V254H203ZM205 255H206V254H205ZM208 255H209V254H208ZM213 255H214V254H213ZM213 255H212V256H213ZM221 255H223V254L221 253L220 256H221ZM38 256H39V255H38ZM40 256H41V255H40ZM53 256L56 257V256H59V255H55V253H54ZM71 256H73V255H71ZM87 256H88V259H89V257L91 258V256H89V254H88ZM115 256H118V255H115ZM121 256L124 257V258L126 257V259H127V256L129 257L130 255L124 256V254H123V255H121ZM131 256L133 257V255H131ZM131 256H130V257H131ZM150 256H151V255H150ZM150 256H149V257H150ZM173 256H172V257H173ZM206 256H207V255H206ZM223 256H224V255H223ZM223 256H222V257H223ZM242 256H244V255H242ZM246 256H248V255H246ZM255 256H256V255H255ZM255 256H254V257H255ZM260 256H261V255H260ZM260 256H259V257H260ZM46 257H47V256H46ZM54 257H53L54 260L51 259L53 262L55 261V258H54ZM59 257H60V256H59ZM76 257H74V258H76ZM118 257H119V256H118ZM130 257H129V258H130ZM145 257H146V256H145ZM158 257H160V256H158ZM165 257H166V256H165ZM165 257H164V258H165ZM189 257H190V256H189ZM204 257H205V256H204ZM208 257H209V256H208ZM208 257H205V258H208ZM217 257H218V256H217ZM222 257H220V258H222ZM224 257H225V256H224ZM224 257H223V258H224ZM42 258H43V257H42ZM42 258H41V259H42ZM47 258H48V257H47ZM56 258H57V257H56ZM64 258H66V256H65ZM71 258H72V257H71ZM79 258H80V260L82 259L81 257H79ZM83 258H84V257H83ZM100 258H101V257H100ZM100 258H99V259H100ZM155 258H156V257H155ZM184 258H185V257H184ZM184 258H183V259H184ZM195 258H196V257H195ZM229 258H230V257H229ZM62 259H61V260H62ZM107 259H109V258H107ZM107 259H106V260H107ZM116 259H117V257H116ZM126 259L123 260V259L121 258V260H120V259H119V260H120V262L122 261L124 264L132 260V259L130 258L129 261H128V260L126 261ZM133 259H134V260H132V261H133L132 263H134V262L136 261V260H135V259H136L135 257H134ZM144 259H145V258H144ZM156 259H157V258H156ZM162 259H163V258H162ZM162 259H161V260H162ZM183 259H182V263H183ZM190 259H191V258H190ZM251 259H252V258H250V260L247 259V260H248V263H250L249 261H251ZM257 259H258V258H257ZM263 259H264V257H263ZM38 260H39V259H38ZM38 260H37V262H36L35 259H34V261L36 262V264H39V263H38ZM48 260H49V259H48ZM51 260H50V261H51ZM56 260H57V259H56ZM70 260H71V259H70ZM73 260H75V259H73ZM92 260H94V259H92ZM96 260H98V259H95V262H98V264H99V263H100V260H99V261H96ZM110 260H112V259H110ZM113 260H115V259H113ZM154 260H155V259H154ZM158 260H159V259H158ZM158 260H157V261H158ZM161 260H160V262H161ZM199 260H200V259H199ZM245 260H246V259H245ZM41 261H42V260H41ZM44 261H45V258H44ZM52 261H51V262L47 261V262H44V263L47 264V263L49 262V264H50V263H52ZM62 261L65 262V260H62ZM66 261H67V262H65V264H66V263L70 264V263L68 262V260H66ZM71 261H72V260H71ZM71 261H70V262H71ZM77 261H79V260H77ZM83 261L85 262V260H83ZM115 261L117 262L118 260H115ZM115 261H114V262H115ZM155 261H156V260H155ZM155 261H154V262H155ZM162 261H165V260H162ZM187 261H188V260H186V262H187ZM207 261H208V260H207ZM263 261H264V260H263ZM39 262H40V261H39ZM56 262H57V261H56ZM90 262H91V261H90ZM101 262H102V261H101ZM111 262H112V261H110V263H111ZM116 262H115L114 264H116ZM122 262H121V263H122ZM148 262H149V261H148ZM166 262H167V261H166ZM186 262H184V263H186ZM190 262H191V261H190ZM196 262H197V261H196ZM246 262H247V261H246ZM252 262H253V261H252ZM255 262H256V261H255ZM261 262H262V261H261ZM33 263H34V262H33ZM40 263H41V262H40ZM54 263H55V262H54ZM60 263H61V262H60ZM60 263H59V264H60ZM74 263H75V262L73 261V264H74ZM82 263H83V262H82ZM86 263H88V262H86ZM93 263H94V262H93ZM104 263H105V262H104ZM110 263H108V264H110ZM121 263H120V264H121ZM132 263H130V264H132ZM135 263H136V262H135ZM137 263H138V262H137ZM140 263H141V262H140ZM140 263H139V264H140ZM142 263H143V261H142ZM151 263H153V262H151ZM157 263H158V262H157ZM244 263H245V261H244ZM244 263H243V264H244ZM248 263H247V264H248ZM263 263H264V262H263ZM263 263H262V264H263ZM41 264H42V263H41ZM56 264H57V263H56ZM71 264H72V262H71ZM75 264H76V263H75ZM77 264H78V263H77ZM79 264H80V261H79ZM88 264H90V263H88ZM105 264H106V263H105ZM112 264H113V262H112ZM117 264H118V262H117ZM148 264H149V263H148ZM167 264H168V263H167ZM198 264H199V263H198ZM208 264H209V263H208ZM258 264H259V263H258Z\"/></svg>",
    "mask_w": 264,
    "mask_h": 264
}]
</instances>
